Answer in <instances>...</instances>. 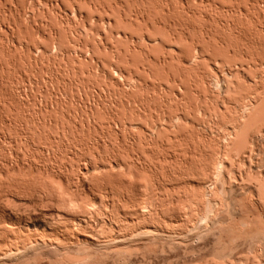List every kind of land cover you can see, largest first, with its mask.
Wrapping results in <instances>:
<instances>
[{
    "label": "rangeland",
    "instance_id": "1",
    "mask_svg": "<svg viewBox=\"0 0 264 264\" xmlns=\"http://www.w3.org/2000/svg\"><path fill=\"white\" fill-rule=\"evenodd\" d=\"M39 1H41L42 3H40ZM46 1L47 0H45V1H43V0H0V163H1L0 164V174L3 175V176L0 175V178L2 177L1 178V181L3 179H7V178H5V176H4L5 174H4L3 171H5L6 175H7V172H9V173L10 172L11 173L13 172L12 174L10 173L11 175H7V176H9V179L10 180L12 179L11 182H13V183H11L9 179H8L9 181L7 180V182H9L11 184V185L9 183L7 184V186L9 185L8 188L10 190L7 188L6 185H4V183H6V180H3L2 182H0V184H1L0 185V197L2 198V199H0V221L1 220L4 221V222L6 221L5 223L8 226L10 223L13 222L12 221L13 219L15 220L14 217L16 215L24 214V213H30L32 217L35 216L36 219H39L40 220L41 214L43 212L48 211L51 208L52 205L49 202H46V201H43V202L41 201L40 202V201L37 200L39 198L37 197L38 194L35 195L37 193V191H36V189H35L34 186L29 185V183H28V185H26L27 183L25 181H23L24 183H22V181H21L22 184H20L17 181V179L20 181V178H23V177L28 180V178L30 177L31 174H35L34 172H32L30 174L31 169H32V171H35L36 169H34V168H36V166H38V165L40 166L41 165L40 163H42L44 165L47 164L45 167L47 168V166H48L50 168V171L51 172L52 171H54V173L56 172L55 175L59 179H61V177H62V179H64V177H65V175L67 173V176L65 178V180H67L65 182V186H67L70 183L68 186H74V187H72V190H77V189L80 190V188H82L81 187L82 184H83V186L86 187L88 184L91 183L90 182V183L87 184L86 181H85L86 184L84 182L83 183L80 182V183H82L81 185L79 184L80 188H79V186L75 188V186H76L75 183L76 182L74 180L78 181L76 179V178H78V176H77L78 175V172H76V169L77 168L75 169V167L76 166H79V167H81V170H83V172L86 171L84 169V166H83V161L84 160L87 161V159H89L88 162H86V161H84V162L88 163V166H90V168H91L94 165L93 163L95 161L99 163L101 161V159H103V158H105V160L103 159L104 162L107 161V160H110L111 158L112 159L114 158L113 160L111 159L112 162H114V163H115V161H118V160H115V159H119V160L120 159H123V160H121V162H125V160H126L125 158H127V157H125V154L128 156V154L130 153V151L134 155H132L131 153L129 154V161H131L130 159L133 156H135L136 152H138V153L140 152L139 153L140 156L144 154V156H141L143 159H145V157H147V156L148 157H151L150 155H154L155 153H156L155 154L156 156L155 155L154 156L156 158H157V155H159V157H160L161 156V150H160V152H159V149L157 150L156 144L154 145V140H149V139H146V138H141V135L143 133L141 132V134L139 133L140 135H137L138 131H136L137 128L138 129L141 128L142 125H144V126H146V125L148 126L149 125L148 126V128H149L152 123L155 126H156V124H159V123H157L158 122L157 121L158 120L157 116L161 118V119H159L160 123L162 122L164 124V122L167 120V122H165V123H169V124L172 125V126L169 125V126H171L170 128H169V126H167L165 124L164 125H161L162 123L159 124L158 126L160 127V125H161L162 127H164V129L165 128H168L169 129V130L167 129V131H165L164 135L168 131H170V130H171V132H174L175 133V135L173 133L172 134H167V136L168 135L169 136L168 137L166 136V139H172V140L175 139L174 142L172 140H170V142L172 141L170 145H172V143L174 145V146H171V149H173V147H175V146L177 148H179V149L181 148L180 150H178V153L181 151V155H182V156L181 155H178L177 153L174 154L175 153L174 151L177 152V150H173L170 153L168 151H170L171 149L169 150L166 147L167 151L165 153L168 152L171 155L173 153V155H176L177 157L180 156V157H178V159L180 161H178V160L176 161L174 159L175 156H171L169 154V158L170 157L171 158L173 157L172 158L173 161L179 162V164L176 163V162H174V164L170 165L171 164L170 162H172L171 161L172 159L170 158V162L168 160L165 161V163L163 165L164 166V169L163 170L159 169L161 171H159V170L156 171L157 174H159L158 176L160 177V178L156 179V181L159 180V179H161V180H159L160 183H163L164 182L163 184H160L162 186H160V185H158V186L163 188L162 191L165 188L167 190H169L167 192L165 191L166 193L163 191L165 193V196L167 195V197L169 196V198H170V195L171 194H169L168 192L172 191L173 188H176V189L179 188L180 191L181 190L183 191L184 188L186 187V185H189V184H192L195 188L198 187V188L204 189V191H206L211 186V184H215V183L217 184L218 183L217 185L219 186L218 188H220V190L221 189L224 190L226 187H228V189L226 188L227 190L225 192L222 190L221 192H224V193L221 194L220 190L217 189V187L215 186L216 187L215 189L216 190H219V191H217V193L218 192L220 193V196L219 197H221V199H222V201L224 203L223 207L221 208L222 209L221 210L222 212L219 211V214L220 213H223L222 215L224 216V214H227L228 213L227 214V216H228L229 215V212L231 214L232 211L236 210V207H237V209H238V207L240 208V205H241V202L240 201L243 198H245V195L248 194L247 191H249V187L252 186L253 184H255L257 182L258 178H261V177L264 176V175H260L261 177L258 176V174H260L259 172H261V174L262 173L264 174V154H261V152H260V151H263L264 152V136H263L264 134H262V133H264V130L260 131V133H258L259 131H257L256 137L255 136L253 137L254 134H249L250 137L248 136L249 137L248 140L250 142V140L252 138L253 142L251 140V143L247 142V144L249 143L251 145V147H254V148L251 149L250 145L248 144L249 147H250V149L248 147V148H244L245 150H242V152L243 151L246 152L249 149V151H247L246 153L244 152L242 154V155L245 154L244 157L242 156L243 158L242 157L240 159L238 158L239 160L237 158L235 160L234 159H231L230 161L228 159V162H225L226 164L224 163V164H220L219 165V168L218 169H221V170H223L224 168L226 169V170H223L224 171V175H223V172L222 171L220 172L217 169L218 166L216 167L215 165H212V168L215 167L217 169V172L219 173L218 176L219 175H222V176H219L218 177L217 176L216 169H215V172L216 173L214 172V168H213V170H210V172H209V170L208 171L205 170L206 168L203 167L205 165L204 163H208L209 162L208 161L209 158L207 157L209 155H206V154L208 152H210V151L207 152V150L210 149L209 146L210 147L212 146L211 149L213 150L214 148L217 147L216 145L219 146V144H221L220 138H222L221 137L223 135L222 132H223V129L225 128L224 125L226 124V122H223V121L228 120L227 117H225V116H228L229 117L228 112H226L227 115H225L222 118V114H221L222 112H220V111H222V109H223L222 108L223 103L221 104V102H223L224 100H221V98H226L225 100L228 101V99H230V98L234 99L235 97H237L238 94L235 93L237 95L234 97V92L232 93V92H228V91L225 90L226 89L225 86H226L227 83L225 81H223V78H220V77H222L221 74H219V76L220 75L221 76L218 77L220 79H218L217 77L215 78V75L214 74H211L208 70H207L208 72L205 70L207 66L204 67V66L200 65L201 68L204 67L203 68L204 71L202 69V71L204 73L201 72L204 75L203 76L204 79L202 78V75H201V77H200V75L197 77L198 72L200 74L201 68L200 69L198 68L199 71H198V69H197V71H195L196 74L192 73L193 74L192 76L189 75V78L191 79V77H192L191 82L193 80L195 81V79H196V81L198 79H200L198 82H196V81H195V83H194V81L192 82V84H195L194 85L195 87H197L196 86V83H197V85H199L198 83L199 82L201 83V80L203 79L202 81L205 82V83L202 82V83L205 84V85L203 84L204 85L203 87H205L207 89V91H205L206 89L205 90H202L203 89L202 86H198L197 88L198 89L200 88L201 90L199 89V91L200 92L203 91V93H200L198 90L195 89V87H194V89L198 93L194 89L193 90L195 91V93H197L195 95H197L196 97H198L199 99H202L204 95H206L207 98H206V96H204L205 97L204 98L205 101L199 100L197 98L195 100L197 103L194 100H190L192 102L194 101L192 103V106H191L188 98L186 97L187 100H188V102H189V104L187 103V100L186 101L184 99L183 100L185 101L186 105H189L192 108L189 107V106L186 107V105L183 106L184 104L182 103L183 104L182 107H184L182 109L180 107L181 105H179V107H178V104H181V102L183 100L181 102L179 101L177 103L176 100H173L172 99L173 97H171V96H169L167 94V92L170 91V87H171L170 82L167 80L169 78V72H168V70H165L164 71L162 69V71H159V70H161V68H159V70H157L156 68H158V66H156V68H155V66L153 64H151V63H149V62H147L145 60L146 56L143 58L142 54L145 55V53H143L145 51H148V52L150 51V52L153 53V55L154 54L155 55L167 54V51H165V49L170 50L169 48H171L172 46H174L172 41H175L174 39H172V41H170V37H168V35L170 34L171 29L173 28V27H171L170 30H169V25H171V24L173 25L175 23L174 21H177L178 23L176 22L175 24H178V25H177V28H176V26H175V28H176V30L178 29V31H181L182 30L181 28L183 26H185V27L188 28L189 27V24L192 22L190 24V27H189L188 31H187V29L185 27H183V29L185 31H187V32L185 33V31L182 30L184 32V39L181 42L180 41L179 42L175 41L179 45L178 49L176 48L177 45H175L174 46L175 49H177L179 51V49L182 48L181 49L182 51H183V49L186 51L187 48L189 47V46H187V44L190 43V40H191V42L194 40L195 42L193 41L192 42V45H199L200 50H203V52L206 53V54L203 53L204 55L207 56L211 52L212 53V56H213V55H215L213 53L216 52L215 51V47L216 46H219L218 44L221 43V45L224 44L226 46L225 47L226 49L227 48L229 49V51H227V50H225L223 48L225 51L228 52V53L225 52L226 53L225 55H228L232 51L231 52L232 54L230 53V55H229L232 58V59H230L231 61H229V62H231V63H229V64H232L234 62H236V64H237V62L240 64L241 61H242V63H241L242 65L241 64L240 65L243 66V67L245 66L244 69H246L248 67V64H250L249 67L251 66L250 69L247 68L246 69L247 71H245V70L242 69L243 67L240 68V65L239 64H238L239 66L237 65L238 66V69L235 68V67H237L236 64L235 65L232 64L233 67L231 66V68H233L234 71H237V70L238 71H243V73L245 72L244 73L245 75L246 74L247 75L248 74H251L250 76H252V73L254 74V76L256 74H257L256 76H258V74L260 76L261 75L260 73H264V72H262L264 70V17L260 15L261 16V18H260L255 13H251V14H248V15L242 14V13H245V11H246V10H244L242 8V7L245 6V2H244L245 0L244 1L243 0H215L214 1L215 3H213L211 0H209V1L205 0L208 3L211 2V3L208 4V5L212 4L211 6L206 5L207 2H206V4L204 3L203 5H199L198 0H193V1H196V2H193L192 1L193 3H190L191 8L188 9V8H186L187 6L185 7L186 9H188L187 10L188 13H186V14H190L191 15V16L189 15V17L187 15L189 21L187 20L185 13L183 14V13H181L182 10L181 11L179 10L181 7H182L181 9H183V6H185V2L188 1V0H186V1L181 0L183 2L182 4L180 3L181 2L180 0H179L180 1L179 3H178V0H165V2L168 1L166 3L167 5H168V3H169V5H171V3L173 5H176L177 4V6H179L180 4L182 5V6L181 5L179 6L180 8L177 7L178 9L176 11L175 10L174 11L172 10L173 11L172 13L167 12L168 11V10H166L167 5H164L165 3H164L163 0H147V2H145L144 0H97V2L99 3L98 5H101V6L102 5L103 6L104 5H107L109 7L111 5V8H113L114 5H115L114 6L115 8L118 6L117 8H120L119 10H121V11H119L116 8L117 11H119V13H123V14H119V15H121V16L123 15L122 17L127 16L128 19H122V17L118 15V13H117V11H116L115 8L114 9L109 8L110 10L108 9V12H104L101 9H99V7H97V6L94 7V6L90 5L89 3H78L76 5L79 13H81V14H79V16L76 17V15H73V14L72 15L71 14L69 15V14H67V13H69L70 8H72V6H71V2L72 1H70V0H52V1L51 0H48V1H51V3L48 2V1L46 2ZM162 1H163V3H162ZM170 1H171V3H170ZM173 2H175V4ZM47 3L48 4L50 3V5L51 4H54L53 6H56L55 4H57L58 6L55 7L56 9L52 8V9H54L52 11L49 8V6L47 5ZM187 3L188 2H186V5H188ZM45 4L47 6H45ZM231 4H233V5H231ZM237 4L238 5L240 4L241 9H243V11H242V13L233 14L234 12L232 13L230 10L232 9V7L235 8ZM161 5H164L163 7H165V6L166 7L162 9ZM221 5L224 6L223 9H225V12H222L223 9H221L222 8ZM225 6H227V7H225ZM10 7L13 8V10H14L15 13H21L20 14L21 17H20L19 14H16V16H15V14H11L13 11H10L9 10V9H11ZM171 7H172V5H171ZM218 7H219V9H218ZM228 7H230L231 9L228 10ZM17 8L18 9L20 8L21 10L19 9L20 10L19 11ZM23 9H24V13H25L24 16L22 15L23 14L22 13L23 12ZM48 9H50V10H48ZM164 9H165V11H164ZM167 9H168V7H167ZM186 9H184L182 12H187ZM190 9H192V10L195 9L194 10L195 12H193V13L190 12V11H192ZM140 10L141 11H150L151 12L150 21L151 20L158 19L159 21L162 22L161 24H163L165 22L164 25H166L165 26L166 28H164V25H162L163 26V29L154 28V30H151V31L150 30L149 31L146 30L142 26V23L140 22V20H139V22L141 24H139L138 21H137L138 19L134 17L136 15V12L137 11L139 12ZM226 10H228V11H226ZM226 12H228V13H226ZM194 13H196L197 15L194 14ZM231 13L233 15H230ZM62 14H64V15H62ZM65 14H67L66 17L68 16L66 19H69L70 18L69 20H65L66 22L63 21V19H65L64 18L65 17ZM182 14L185 15V16H183ZM59 15H62L61 17L63 19H60ZM80 15H82V16H80ZM192 15L193 16L195 15L194 18L192 17ZM83 16L84 17H86V16L90 17L92 19V21H90V19L88 18L89 21H90V23H89L90 26L88 25V27H83V30H82V29H80V23H81V18ZM103 17H106V18H104V20L107 19V17H111L110 20H115L116 21V22H114L115 24H113V28L114 29L113 28H111V29L114 31L113 33L116 32V34H117V31H115V28H116V30H118V32L121 33L120 35L118 34L119 37L121 35H122L123 38H124V35L125 36H127V35H130V36L132 35L133 36L134 35V37H130L129 38V36H127L128 38L125 37V39H124V40L127 39L126 42L129 41V39H131V41L128 42L130 44V46L123 40L122 37L119 38L117 35H116L117 37L115 36V38L112 37V36L110 37L111 34L109 35V33H110L109 30L110 29L107 30L108 27L105 29V31H107V32L104 33V31H102L103 30V27H101V26H104V24L102 22L100 23L101 25L98 24L97 21L94 22V19L95 20H99V19H102L103 20ZM136 17H137V15H136ZM130 18H131V20H130ZM257 18H259L258 21H257ZM133 19H135V20L137 19L136 20L137 23H135V20H133ZM261 19H262V21H261ZM61 20H62V22H61ZM102 20H100V21H102ZM167 20L170 21V22L168 21L169 24L167 23ZM171 20H173L174 23L171 22ZM129 21H133L134 23L133 22H130V23H132V24H130ZM62 23H63V25H62ZM64 23H66V24L68 23V25L66 26ZM179 23H180V25L183 24L181 28L179 26ZM184 23H185V25H184ZM187 23H189V24H187ZM228 23H229V25H228ZM257 23H259V24L255 26V24H257ZM186 24L188 26H186ZM114 25H115V27H114ZM45 26H47V27H45ZM75 26H77V28H78V29L76 28L77 30H75ZM178 26H179L180 29L178 28ZM9 27H11V28H9ZM260 27L263 30L262 29H259ZM49 28L50 29L51 28L58 29L61 32V35H62V37L64 39H62L63 41H60L59 42L60 43L59 47H58V45H55L56 47L55 46L54 47H51L50 46L51 44H48V41L49 40H47V38H45V37L52 30V29L49 30ZM84 28H86V29H84ZM39 29H41L42 31L44 30L43 32L45 34L42 33V31H40ZM99 29L100 30L102 29L101 30L102 32L99 31ZM96 30H98L97 33H99L100 36H98L99 34H96L97 36L94 34V33H96ZM167 30L169 31L168 32L169 34L166 33ZM172 30H174V29H172ZM206 30L207 31L209 30V32L213 35V38L214 39L217 37V38L222 39L223 41H221L220 39H218V40H220V42H219L217 40V38L215 39L217 41H215V40L211 41L213 39V38H210V37H212V35L209 32L206 33ZM13 32H14V34H13ZM10 34L12 35L13 38L12 37L9 38L10 37ZM203 34L206 35V36L208 34L211 35L209 37L210 40L207 39L208 37L204 36ZM48 35H47V37H48ZM141 35L148 36V37L151 36L152 38H156L158 40V43L160 41L164 42V44L167 45V46L165 45V47H167V48H163L164 50L163 49L162 50H163V52L165 51L166 53L165 52L163 53L162 51H159V48L160 47L158 49L151 48V47L150 48L145 47L143 45V42H141V40H140V38L142 37ZM188 35H189V37H186ZM92 36L95 37L94 38V41H92L93 39L91 40V38H93ZM101 36H102V38H101ZM202 36H204V37H202ZM104 37H105L107 43L110 44V45H112L114 47V49H116L117 51L120 50V49L121 50H124L126 48L129 49V47L132 48L133 47V46H131L133 44L132 39L135 38V40L137 41L136 43L138 45L136 43H134V45L136 44L137 46H139L138 48H140V49H142L144 51L142 52V54L141 53H139V54H136V53L135 54H131V56L133 58L130 57L131 58V62L129 64L128 62L125 61L126 59L124 60L125 62L122 61V59H124L126 57L121 56L122 58L121 57L118 58V57H115L117 54L114 55L112 53L113 55L112 54L110 55V53L107 50H106V52H105V50L100 51L101 49H103L102 47H98V48L96 47L97 49L100 48L98 50L100 52H98L97 50H96V52H94V53H97V52L98 53L96 55L91 56V57H93V60H94V58L95 59H100V58H103L104 59V57H106L105 59H107L109 61L112 60L115 63V65H117L119 68H122V69H124V68H126V69H132L134 71L137 70V69L135 68V66L133 65V63H136V64L138 63L140 65L145 64V66L147 65L148 68H151L152 69L153 73H149L148 74V72L146 73V72L136 71L135 74H137V76H138V78L135 79L136 81L135 80L133 81V78L131 79L132 81L129 80L127 78L128 75L127 76H122V78L125 77V78H127L129 80L127 82V80L122 79L121 76L119 77L118 76L119 74L117 72H114L113 71L114 72V75H111L112 76L111 77L112 80H110L109 79L110 72H107V71L104 72V70L110 69V68H108L109 66L107 64H104L105 65V68H104V65H103L102 66V69H100L104 73L101 72L100 70H97L96 72H94L93 75H91V74L88 75V73L85 72L86 70H88V69L90 70L91 67H92L91 70H96V69H94L95 66H93V64H92V63H94V61H91V64L92 65H89L90 63H88V65L85 64L88 61L87 59L91 58L89 56L92 55L91 54L92 52L89 51V50L94 51L93 46H92V49L90 47V49L88 50V52H86V55L83 56L82 53L85 54V51H87V49H88V47L85 46L86 45L85 43H88L89 44L92 41V42H95V44H97V43L99 44V42H97V41H100L101 39H103L101 41H104ZM136 37H139V40L140 41ZM151 37H149V38H151ZM185 37L188 38V40L191 38L189 40V42H188L187 39H185ZM11 39H14V40H11ZM206 39H207V41H206ZM224 39L226 41H228V45H230L229 46L230 48L225 44L226 41L224 42ZM185 40H187V42ZM202 40L205 41L206 44H209L211 42L214 43V41L216 43H218V42L219 43L217 45L211 43L212 45H214V48H213L214 51H213L212 50V45L210 44L211 47H210V45L206 47V46H204L202 44V43H204V42H202ZM208 41H209V43H207ZM196 42H199V44H197ZM59 43H57V44H59ZM139 43H141V45ZM152 43H151L150 46L155 45V47L156 46L158 47V44L156 45L157 42L155 43V41H154L155 44L154 43L152 44ZM78 45H79V47H77ZM92 45H94V44L92 43ZM202 45H203L204 48H202ZM168 46H169V48H168ZM36 47L37 48L39 47L38 48L39 50L44 49L45 51L44 50H43V52L38 51L36 49ZM49 47H51L53 49L50 50ZM76 47L77 48H81V49L78 50ZM209 47H210V51L208 53ZM74 48H76L77 51ZM206 48H208V50H206ZM35 49H36V51H35ZM73 49L76 52H71V50L73 51ZM66 50L67 51L70 50L71 55H74V57H75V53H76V56H78V57L76 59H73L74 57L72 58V56L71 57H65V56H63L62 54L64 53V51L66 52ZM204 50H206V51H204ZM245 50H246V52H245ZM101 52H104V53H101ZM77 53L78 54L81 53L80 56H82V57L79 58L80 56ZM223 53L224 52L221 53V55H222L221 60L223 59V55H224ZM150 55L152 56V54H150ZM219 55H220V53H219ZM68 56H70V54ZM94 56H96L97 58L94 57ZM212 56H210V58ZM84 57L85 58L89 57V58H87L86 59L87 61H86L84 59ZM153 57L154 58H159L158 56L157 57L153 56ZM213 57L215 58L216 56H213ZM218 57H220V56H218V54H217V57L216 58L218 59ZM244 57H245V59H244ZM207 58H209V57H207ZM84 60L86 62H84ZM212 60H210V63H211ZM221 60L218 59V62L221 61ZM244 60H245V62H244ZM213 61H212V64H213ZM222 61H224V59ZM89 62H90V59H89ZM254 63H256V64H254ZM219 64H217V65H216V63L213 64V66L215 65L214 66V69L216 71L218 70V72H219L220 68L219 69H217V68L219 66H221ZM223 64L226 65L227 67L226 66L223 67V65H222L221 68H223V69L224 68H226V69L228 68L230 71H232L228 67L229 64H227V62H226V64H225V62H223ZM243 64H245V65H243ZM255 66H257V67H255ZM103 68H104V70H103ZM109 71H112V70L110 69ZM105 74H108V77H105V76H107ZM234 74H236V73L232 71V76L230 77V79L233 80V81H235V83L237 81L240 82V80H242V79H240L241 77H238L240 79L239 80V79L235 78ZM137 76H135V78ZM116 77H117V79H116ZM242 81L244 82V80H242ZM130 82H134V83L132 84ZM168 82H169V84H168ZM241 82H240V84H241ZM128 83H130V84H128ZM147 83H149V84L150 83L151 84L153 83V86L150 87L151 85H149V84L147 85ZM154 83H156V84H154ZM157 83L158 84H164V86L166 87L167 90L166 91L165 90H163V91L161 90L160 92H158L157 90H160V89L155 88L157 90L154 91L153 90L154 89L153 87L158 86ZM144 84H146V85L144 86ZM245 84H246V82H245ZM245 84L242 83V85L240 87L241 88V92L243 91L244 93H246L247 91H250V92H252L251 90L254 91V89L252 88V84H250V82L247 83V84H250V87H247ZM222 86H224V87H222ZM248 88L249 89L252 88V89L249 90ZM121 89H124L125 92L124 93L121 92L122 91ZM204 92H206V94H204ZM110 93H112L111 94V95H113L112 97H111ZM244 93H242V94H244ZM248 93H246V94H248ZM107 95H109V96L107 97ZM198 95L201 96V97H199ZM124 97H125V99H128V102H130L131 100L135 101V99L136 100L137 99L138 100L141 99V101H143V99H144V101H145V99H146V101L148 100L147 101L148 103L146 101L144 103L145 104H149V106L147 107V114L150 113L152 115L151 116L146 115V113L141 112V109L140 108H139V110L135 109L133 107V101L130 102V103H128L127 100H126V102H125ZM109 98H111V99H109ZM129 98H130V100H129ZM192 98H194V97H192ZM121 99H123V100H121ZM94 100H95V103H94ZM110 100H111L112 104L110 103ZM46 101L49 102V104L51 103L50 101H52L51 108L53 107L54 108L53 110H51L49 106H48L47 109L48 110L50 109L51 111H46L47 109L45 110L44 107H47V106H45V104L46 105H49V104H47ZM92 101H93L92 106L94 108L96 107V109H99V110L101 109V113H100L99 110H97L98 112L95 111L96 113H98V115L99 114L102 115V113H104V115H105L106 114L105 112H107L108 114L111 112L110 113L111 115H113V114L115 115V117H114V115L111 116L109 114V118H111L112 120H110L108 118V114H106L107 116L105 115L104 117L102 115V117H103L102 119H104L106 117L104 120H105V123L107 125H104V127H103V124L104 123H101L103 121L102 119H100L101 118L100 117L101 115H99V117H100L99 119L101 120V122L95 121V123L96 122L98 124L101 123L99 125H100V127H103L104 129H105L106 126H107L106 129L107 128L108 129H113L114 131L112 130V132H111V130L109 131L107 129L108 130L107 133L109 135L112 134L111 136H113V137H115V135L117 134L116 136H117L118 139H116V137H115L116 142H115L114 138L111 139V136H110V138H109V135H107V137H106V134H107L106 131L107 130H105V132L103 133V131L101 129H99V127H98L99 125H97V123L94 125L93 123L91 124L90 122L86 121V118L87 117L85 115H87L88 113H86V112H88L91 109V102ZM206 101H210V103L209 102L206 103ZM230 101H233L234 102L235 100H231L230 99ZM44 102H46V103L44 104ZM113 102L116 103L117 105H118V103L119 104L121 103L122 105L125 103L126 105L121 106V104H120L121 109H123L121 111L120 106L118 105L119 108H118V106H117V108L114 107V106H116V104L114 105ZM218 102H220V105H219ZM54 103L55 104L57 103L59 105V107L57 105H55ZM97 104H98L99 107L97 106ZM127 104H130V105H127ZM208 104H210V105L212 104V105L209 106ZM88 105H89V107H87ZM134 105H135V103H134ZM198 105L200 106V108H199ZM213 105L214 106H217L218 108L217 107L214 108ZM56 106L58 108H56ZM111 106H112V108H114L113 110H110V109H112V108H110ZM135 106L137 108V105H135ZM193 106L194 107L197 106V107L194 108ZM131 107H132V109L136 113L135 112L133 113V111L131 109L129 110V108H131ZM185 107L186 108H188V107L191 108L190 111L191 110L193 111L194 109L195 110H194V112L191 111L192 113L189 114L190 111L187 112L186 111L187 109ZM219 107L221 108L220 111H219ZM178 108H180V109H178ZM184 109H186V110H184ZM196 109H199V112ZM42 110H45L44 111V112H46L45 113L46 114L45 116L48 115L47 116L48 118H47L43 114V116L45 118H47V119H50L51 116L52 117L53 116H56L55 117V120L58 118L60 120L59 121L57 119L58 122L59 123L61 122V124H59V125H61L60 127H63L64 125L66 126L68 120H69V122H68V125L69 126L67 125V127H69V128L71 127L74 130H75V127H77L76 130H79L80 131V129L83 128V126L86 125L85 128L82 130V132L80 131L81 134L78 133L79 132L78 131L77 132L78 135L72 136L70 134V136L69 135H66V137L63 136L64 139L65 138L67 139V137H69V138L72 137L73 140L75 139L74 141H75L76 144H74V146H73L74 141L72 140V138L71 139L68 138L69 141H68V139L67 140L65 139V142H64L63 141L64 139L59 134L57 136H54V138H53V135L52 134H49V133H52L55 130V128H57L56 129L57 131L55 130L56 133H55V131L53 132L54 135L57 134L58 130H60L59 132H62V130H61V128L59 126H55L54 128L53 127H50V129L53 128L54 130H49V127L48 126H45L46 128L48 127L47 128L48 130L46 129L47 131L46 130L44 131L45 133H47L48 131H51V132H48V134H49V135H47L48 137L45 135L44 132H42L44 134L41 133L42 121H40V123H37L36 120L39 121V120H41L43 118V116H41L42 115ZM182 110H184V111L187 112V114H186L183 111L184 114L188 118L191 116L190 117L191 120L190 119H188V120L185 119L186 116L183 115ZM139 111L141 113H143V114L140 115L138 113ZM172 111H174V113L178 114L179 119L182 116H184V117L181 118L182 121L183 120L184 121L187 120L186 123L190 121L191 123H189V124L192 127H190L188 125V123H187V125L189 127H185V122L184 121L183 122H180L181 119L179 120L178 117L175 114H173V113L170 114V112H172ZM195 112H196V114H194ZM179 114L180 115L182 114V116H179ZM188 114H189V116H188ZM98 115H96V117ZM117 115L120 116L121 119H123V121L125 120V121H128V122L129 121L135 122L134 124H136V125L134 126V124H133L131 126L132 123H130V125H129V124H127L128 122H126L125 125L123 124L124 122L123 123L121 122L123 125H120L121 123L119 124V122H118L120 117L116 118ZM169 115H170L169 119L172 120V118H174L173 120H175V121L172 120L171 121L172 123L171 122H168L167 117L165 118V116H169ZM171 115H174V116L171 117ZM74 116L76 117L74 119L78 123L80 121H78L77 118H80L79 120H82L81 119V117H82L83 120H84V117H85V120L84 121L82 120V122L79 123L80 125H82L81 128L79 127L80 125L76 121H74V123L76 122L79 126L76 123L74 124L73 123V120H71V119H73ZM161 116H164V118H165V120L163 119L164 122L162 121V117ZM113 117H114V119L116 118V122L118 124H115L116 122L113 119ZM175 117H177V118L175 119ZM45 118H43L42 120H44ZM224 118H226V119L224 120ZM106 119H107V122H106ZM121 119H120V121H121ZM35 121H36V126L37 127H39L38 124H40V128H37V127L34 126L35 125ZM110 121L111 122L113 121L114 123L113 122L110 123ZM64 122H66V123L63 124ZM86 122H88V123L86 124ZM108 123L111 124V126ZM223 123H225V124H223ZM263 123H264V121H263ZM88 124H91V125L88 126ZM153 124L151 125V128H152V126H154ZM260 124L261 125H264L262 123H260ZM260 124L258 126H261ZM70 125H75V126H70ZM93 125L95 127L97 125V127L95 128ZM108 125H109V127H108ZM112 125L114 127L116 126V130L114 128H112L113 127ZM91 126L95 130L98 128L99 130H97V131H99V132L102 131L101 133H103L102 135L105 137V139H108L109 138L110 141L113 140L114 142L109 143L110 141L109 140H105L103 137H102V140H101V136H100L101 133H99V132H98L99 134H97V132H95L96 133V136L94 135L95 133H93V135H92L93 137L90 136L91 133L93 132V129H92ZM117 126H119V127H117ZM121 126L126 127V128H124V130L127 129L128 126H131V127H128V130H125V131L123 130V131H120V133H119V131L117 132V130H118V128L120 130V127ZM147 126L146 127H142L144 129L146 128L145 130H147V133H145V135L146 134H149L148 131L151 130L150 128H149L150 130L147 129ZM45 127L43 125V130L45 129ZM86 127H87V129H86ZM135 127H137V128H135ZM32 128H37V129H32ZM88 128L92 129V132H90V129L88 130ZM121 128L123 129V127H121ZM39 129H40V131H39ZM72 129H71V131H74ZM255 129H256V127L250 133L256 132ZM34 130H36V132ZM37 130L39 131L38 133H41V134L38 135L37 134ZM32 131L35 132V135H34V132H32ZM115 131H116V134L114 133ZM140 131H142V129L141 130L139 129V132ZM31 132H32L33 135L31 134ZM74 132H75V134H77L76 131H74ZM113 133L115 135H113ZM176 134L178 135L177 140L180 137V141H181V143H183L180 146H178V144H180L179 143L180 141L179 140L178 141L176 140V136H177ZM260 134L263 137L260 136ZM24 135H25V137L26 136L27 137L26 138L23 137ZM40 135L42 137L44 136V138L42 140L37 139V137H40ZM79 135H81V136H79ZM97 135H99V137ZM125 135L128 136V137L126 138ZM164 135H163V137H164ZM171 135L175 136V138H173V136H171ZM30 136H33L34 139H36V140H34L35 141V144H34L33 138L30 137ZM132 136L134 138H136V139H134ZM138 136H139L140 140L138 139ZM142 136L145 137L144 135H142ZM170 136L172 138H169ZM57 137L58 138L61 137L63 140L61 138L58 139ZM122 137H124L125 138V141H126L125 142L123 140L122 142H125L128 146H126L125 143H121ZM163 137H162V139H163ZM23 138H25V139H23ZM29 138H31L33 142H31V139H29ZM89 138H91V139H94L95 138L93 140L94 142L92 141L93 142L92 143ZM261 138H262V140H260ZM56 139L59 140V143H58V141H56ZM83 139H89V141L86 140V142H88V144L87 143H86V145H85V143L83 144V142H85V140H83ZM96 139H98V140H96ZM103 139H104V142H103ZM133 139L135 140V142H134ZM137 139L140 142H141L142 139H144L143 140L144 142L143 143H140V142H138ZM257 139H259L260 141L257 140ZM61 140H62V142H61ZM81 140H83V141H81ZM128 140H130L131 143H130V141L128 143ZM136 140H137L138 144L139 143L141 144V146H139V147H141V148L144 147V148L141 149V151L139 150L140 148L136 144ZM146 140H147V144L148 145L146 144V146H145ZM23 141H26V144L28 142V145H26L25 142H23ZM37 141H38V144H40V146H41L39 148H37V146H38L36 144ZM41 141L45 142L44 144L46 146H44V144ZM50 141L52 142V145H50L48 143ZM70 141H71V143L72 142L73 143L70 144ZM100 141H102V142H100ZM185 141H187V142H185ZM46 142L49 144V146H47L48 144H46ZM56 142H57L58 145L55 148V151L53 150V152H52V149L51 148H54V146H56ZM60 142L62 144H60ZM149 142H150V144H149ZM151 142H153V144ZM260 142H261V144H262L263 147L261 146V144L260 145L257 144V143H260ZM41 143L43 144L44 147L41 145ZM98 143H99V145H98ZM101 143H102V145L100 146ZM168 143L167 144L165 143L166 146H168ZM175 143H177V144H175ZM185 143L186 144L189 143V145H187L188 147H186V144ZM252 143H256L255 144L256 147L257 146L258 147L260 146L259 148L257 147L258 148V149H256L257 151L255 150L256 147ZM19 144L21 146L22 145H24V146L21 147V146H19ZM30 144H34L35 145V146L34 145L32 146L33 149H31ZM89 144H91V145L95 144V145H93L94 147H91V149L93 148V151L91 149H89L90 146H91ZM112 144H114V145L112 146ZM123 144L125 146H123ZM130 144L131 145L134 144V146H133L134 150L135 149L137 150L138 148L139 149L137 151L136 150L134 151V150L131 149L132 148V146H131V148H130L131 150H129L128 148H129V145ZM151 144H152V146H151ZM69 145L71 146V148H70ZM75 145H76V147H75ZM117 145H120V146H117ZM195 145L196 146L197 145L198 146L201 145L200 146L201 149L199 147H196V148H199V152H198V149H197V154L199 156L197 154H195L196 153V151H195L196 149H194L195 148ZM58 146H59V148H58ZM153 146H155V147H153ZM202 146H204L205 149H206V151L204 150V152H203V153L206 152L205 155L203 154V157L205 158V160L207 159V162L205 160H202V159H204L203 157L202 158L200 157V150L203 149ZM25 147H27V148H25ZM47 147H48V149H47L48 151L46 150ZM67 147H69L70 149L67 148ZM79 147H81L82 149H80ZM85 147H87L86 150H85ZM152 147L155 148L154 149L155 151L153 150ZM176 147L174 149H176ZM185 147L188 148V149H186ZM40 148H41V150L43 148V151L45 150L44 152H46V153H44L43 151L41 152ZM77 148H79V149H77ZM125 148H127L128 151ZM192 148L194 149L195 153H194V151H193ZM190 149H192V150H190ZM49 150H51L50 151L51 153L49 152ZM72 150H74V152ZM89 150H91V151L89 152ZM185 150L186 151L187 150L188 151L190 150L189 152L192 153L193 155L191 154V156H190L187 153L185 154V152H184ZM252 150H255V152L254 151L251 152ZM36 151L39 152V153L37 154ZM76 151H78V152H76ZM132 151H134V153ZM164 151H162V153H164ZM202 151H201V155H202ZM125 152H128V154L125 153ZM259 152H260V154H259ZM41 153L42 154L44 153V154L42 155ZM97 153L99 155H97ZM138 153H137V155H138ZM251 153H252V155H251ZM45 154L48 157H46ZM49 154H52L53 156L55 154V156L54 157L53 156L51 157V155H49ZM208 154H210V153H208ZM246 154L250 155L251 157L250 156L249 157H245ZM137 155L135 157H137ZM93 156H95V157L93 158ZM106 156H107V158H106ZM108 156H110V157H108ZM154 156H152V158H154V160H156V158ZM163 156H166V154L165 155L163 154L161 157L163 158ZM197 156L200 157V158H198ZM135 157H133V158L135 159ZM11 158L12 159L13 158L14 159L16 158V159L15 160L13 159L12 161H9V160H11ZM17 158H18V160H17ZM72 158L73 159H76L78 161L73 160ZM147 158H146V160H147ZM22 159H24L26 161L22 162L23 161ZM94 159H96V160L94 161ZM200 159L204 163H202ZM71 160H73V161H71ZM97 160H99V161H97ZM6 161L9 162V163H7ZM15 161L16 162L19 161V162L18 163H15ZM20 161L22 163H24L23 164L24 166L26 165L25 167L27 168L28 171L26 169H24L25 170V173L24 174H26L27 176L24 175L23 177H19V175H18L19 171H18L17 168H15V170L11 171V169H14L13 168L14 166H12V165L19 164V163H21ZM30 161L31 162L33 161L32 162L33 165H31V162ZM89 161H91V164H90ZM129 161L127 160V162H129ZM167 161H168V163H166ZM5 162L8 165H10V163L12 162L11 163L12 165L10 166L11 168L7 165V167H8V169H7L6 168V164L5 165L3 164ZM27 162H30V163H27ZM69 162H71V163H69ZM77 162L81 163V165H79V163L77 165ZM104 162H102L101 164H103ZM26 163L27 164H30V166L28 165V167H27V164ZM34 163H36V164H34ZM59 163H60V165H59ZM73 163H76V165L73 164ZM61 164L64 166L63 169H61L62 168V165ZM201 164H204V165H202V167H201ZM23 165H21V166H23ZM52 165L55 166V167L53 168ZM69 165L72 166V169L74 167L73 170H75V172H73V170H72L73 173H70V174L68 173V171L71 169V168H69ZM206 165H210V163L209 164H206ZM260 165H263V166H260ZM31 166H33V167L31 168ZM51 166H52V168H51ZM224 166H226V167H224ZM45 167L42 166L41 168H45ZM65 167L66 168L67 167L69 168V169L67 168L68 171L66 170L67 171L66 173L64 171ZM9 168H10V171H9ZM49 168H48V170H49ZM202 168H204V169H202ZM60 169L62 170L61 173L59 172ZM118 169L119 168H117L115 171L113 170V172H116ZM16 171H18V172H16ZM119 171L116 172V175L117 176L120 173ZM163 171L165 173H163ZM211 171L214 174V176H217L216 178L215 177L211 178L213 176V174L211 173ZM15 172L17 173L18 177L16 176V173ZM63 172H64V174H62ZM83 172L79 173V175H81V176L83 175L84 177L87 175L88 178H89V175H91L92 176V180H93V177L94 176H95L94 177L95 179L98 178V176H99V178L101 176V175H99V172H97V171L94 172V170H91L92 173L89 171L91 174L88 172V173H86L84 175ZM207 172L209 174L210 173L212 174V175H210L211 177L209 176V174ZM236 172H238V173H236ZM241 172H242V174L244 173L243 174L244 176L240 178V176H242L241 175ZM36 173H37V171H36ZM57 173H58V175H57ZM74 173H75V175H74ZM94 173H96V174L98 173V175H95ZM160 173H162V174H160ZM205 173L208 174V175H206ZM225 173H227V174H225ZM59 174L60 175L62 174L64 176H62V175L60 176ZM71 174H72V176H71ZM157 174H156V176H157ZM163 174H165V175H163ZM237 174H238V176H237ZM12 175H14V176H12ZM113 175H115V174L113 173ZM70 176L71 177H74L73 178L74 180L71 179ZM75 176H76V178H75ZM91 176H90V179H91ZM206 176H209L210 182L209 181L208 182L210 184L206 183L207 180L209 179V178L207 179ZM224 176L227 177V178L225 177L226 180L224 179ZM12 177H14V178H12ZM16 177H17V179H16ZM220 177L221 178L223 177L222 179L224 181H226V182H222V180H221ZM68 178H70V179H68ZM85 178L82 179V181L83 180H87V182L90 181V179H88V178L85 179ZM101 178H102V176H101ZM113 178H116V177H113ZM70 180H71V182H70ZM167 180H169V181H167ZM211 181L212 182L215 181V182L212 183ZM127 182L121 183V180L120 179L119 180L116 179V181H115V179H113L111 186H108V189H110L109 191L111 192V194L114 195L115 197L121 199V200L119 199V201H118V199L115 198L116 199V204L114 205V207L116 206L117 208L115 207V209H111L112 210L111 212H116V214H117V211H119L121 213V216L122 217H129V215L133 212L132 210L134 209V208H132L133 207V204H134V201H133V198H132V193L127 192L128 190L130 191V189H129L130 187L128 186L129 184ZM169 183H171V184H169ZM221 183H225L224 185H226V187L225 186H222L223 185L222 184L221 185L222 188H221L220 187V184ZM17 184L19 186L21 185V187H19ZM202 184H204V185H202ZM24 185H26L27 188H29L30 186L34 187V190H35L36 193H33L34 190H32L33 189L32 187H30L29 189H30V191L34 195L31 192H28L29 189L26 192L25 191L26 190V186L22 188V186H24ZM112 185H113V187H112ZM12 186H13V188H12ZM178 186H180V187H178ZM183 186H185V187L183 188ZM111 187L113 188V190H112ZM223 187H225V188H223ZM11 188L12 189H15V190H16V188L17 189L20 188V189H18L20 191L18 192V190H16L17 191L16 192L15 190H11ZM21 188H22L23 191L21 190ZM24 188H25V190H24ZM205 188H206V190H205ZM117 189H118V191H117ZM192 189H193V187H192ZM197 189H195V190H197ZM6 191L8 192V195H9V191H11L10 192V195L12 194L13 196L12 195L11 196H6V193H7ZM12 191H13V193H12ZM159 191L162 192L161 189ZM201 191H203V190H200L199 192L201 193ZM20 192H22V193H20ZM23 192H26L27 194H24ZM193 192H196V191H193ZM197 192H198V190H197ZM4 193H5V199L6 198H10L11 199L12 198L11 202L12 201H14V202L11 203L9 199H8L9 201H6L4 199V197H3L4 196ZM116 193H117V195H115ZM128 193H129V195H128ZM241 193H243V195H241ZM120 194L122 195V197H120L121 196ZM126 194L128 196H126ZM162 199H167V198H165L164 195H161V200ZM125 200H127L129 203L127 201H125ZM162 201H164V200H162ZM164 202H167V201L165 200ZM114 207H113V205H112V207L110 206V208H114ZM116 209H117V211H116ZM165 209H167V207ZM185 209H186L187 213L185 212ZM185 209H184L185 214L182 213V215H185V217H187V219L190 220L189 216H191V218H193V216L191 215L192 212L189 211V209H187V208H185ZM143 211H145V210H143ZM188 212H189L190 215L188 214ZM236 212L237 211H235V213ZM12 213H13V215H14V213H16L14 217H13ZM167 213H170V211H168ZM235 213H232V215L234 214V216H232L233 219H235V218L237 219L239 217L238 214H240V215L242 214V213H236V214ZM116 214L114 216V214L112 215V213H111L110 216L116 217V219L113 218V217H112V219L113 220L114 219L117 220V223L123 225L124 224L123 223V218L122 217H117ZM187 214L189 216H187ZM222 215H220V217ZM132 216L130 215V217H132ZM232 217L230 215L229 216L230 219L228 218V220H230L231 222L226 219L228 221L227 222L224 219V218H226V216H224V218H223L224 219V223L225 222L227 223V225H225L224 223H223V225H225L227 227H231L230 228L231 230L233 229L232 227L236 225V223H235V221H233ZM181 219L183 221H185L186 218L184 219V216H182ZM238 219H237V221H238ZM113 220H112V222H113ZM2 221H1V223L3 225H5ZM232 221L234 222L235 225H233V222ZM185 222H187V221H185ZM113 223H115V221ZM239 223H240V221H239ZM239 223H238V226H240V227H238L237 225H236V227L241 228L242 225H240ZM230 224H232L233 226H231ZM3 225L1 226L2 227V230L0 229L1 231H4L5 229H3V228H6L7 227V226L4 227ZM228 225H230V226H228ZM11 226H9V227H11ZM236 227H234V230H235ZM13 228H15V227H13ZM238 228H236V230ZM214 240L215 239H213L212 236L211 237L209 236V238L207 240L203 241V242H199L198 243V242L195 241L196 243L195 242L193 243L194 244L193 245L194 248L191 249V250H189L188 253H186V255H184V250L183 249H179V251H177L179 253L175 257L173 256V254H169V255H171V256L174 257V258H172V260H170L171 262L172 261L173 262L172 263L170 262V263L171 264H184V263L191 262V261L195 260V258H197L200 255L210 254L211 251L214 249V247L217 246V244L215 243ZM235 253L238 254V255H235L236 257L237 256H241V257L243 256V257H245L246 255H251V252L249 251V249H248V247L246 245H239V246H237V248L235 250ZM263 254H264V252H263ZM163 255L164 256H168V255H165V254H163ZM164 256L161 255L160 256L161 259H160L159 256H157V257L150 256V258L148 257L149 260L147 258L145 259L146 262L141 257H135L134 256L133 257V262H134V264H168L169 260H167V259L164 260L165 259ZM162 257H163V259H162ZM44 264H46V263H44Z\"/></svg>",
    "mask_w": 264,
    "mask_h": 264
},
{
    "label": "bare ground",
    "instance_id": "2",
    "mask_svg": "<svg viewBox=\"0 0 264 264\" xmlns=\"http://www.w3.org/2000/svg\"><path fill=\"white\" fill-rule=\"evenodd\" d=\"M43 1H45V0H43ZM48 1V0H47ZM46 1V2H47ZM52 1V0H51ZM51 1H48V2H50L51 3ZM70 1H72L71 2V6H72V8H70V10H69V13H67V14H73V15H76V17L77 16H79V14H81V13H79V11H78V9H77V7H76V5L78 4V3H89L90 5H92V6H97V7H99V9H101L102 11H104V12H108V9L109 8H111V5L108 7L107 5H98L99 3L97 2V0H70ZM97 3H96V2ZM145 2H147V0H144ZM143 1V2H144ZM164 1V5H167L166 3L168 2V1H166L165 2V0H163ZM163 1H162V3H163ZM181 1V0H180ZM179 0H178V3L180 2ZM184 1H186V0H184ZM193 0H188V1H186V2H188L187 4L188 5H186V2H185V6H183V9H181L179 6L183 3L182 1L180 2L181 4L179 5V6H177V4L176 5H173L172 3H171V1H170V3H171V5H172V7H171V5H169V3H168V5H167V7H168V9H167V7H166V10H168L167 12H169V13H172L174 10L176 11L178 8L177 7H179L180 9V11L182 10H184V9H186V8H191V6H190V3H193V2H196V1H193ZM207 1H209V0H207ZM207 1H205V0H198V2H199V5H203L204 3L206 4V2ZM213 3H215L214 1L215 0H211ZM244 1V0H243ZM40 3H42L41 1H39ZM45 2V3H46ZM245 2V8L244 7H242L244 10H246L245 11V13H242V11H243V9H241V6H240V4L238 5H236V7L235 8H233L231 5H233V4H231L230 6L232 7V9L230 8V7H228V10H230L233 14H238V13H242V14H245V15H248V14H251V13H255L258 17H260L261 18V16H263L264 17V0H245L244 1ZM50 3L48 4L47 3V5L49 6V8L53 11L54 9H56L55 7H57L58 5L57 4H55L56 6H53L54 4H51L50 5ZM57 3V2H56ZM73 3V4H72ZM174 4H175V2H173ZM209 3H211V2H209ZM208 2H207V4L206 5H208L209 4ZM236 4V3H235ZM46 4H45V6H47ZM60 5V4H59ZM164 5H161V7H162V9L163 8H165V7H163ZM212 4H210V5H208V6H211ZM215 5V4H214ZM107 6V7H106ZM115 6V5H114ZM113 6V8H111V9H114L115 7ZM182 6V5H181ZM187 6V7H186ZM218 6V5H217ZM222 6V5H221ZM235 6V5H234ZM118 7V6H117ZM116 7V8H117ZM186 7V8H185ZM223 7L224 6H222V8L221 9H223ZM225 7H227V6H225ZM11 8V7H10ZM52 8H54V9H52ZM115 8V9H116ZM212 8V7H211ZM215 8V7H214ZM217 8V7H216ZM15 9V8H14ZM18 9V8H17ZM20 9V8H19ZM18 9V10H19ZM50 9H48V10H50ZM118 10L120 9V8H117ZM117 9H116V11H117ZM188 9H186V11L188 10ZM218 9H219V7H218ZM220 9V10H221ZM10 11H13L14 12V10H13V8H11V9H9ZM16 10V9H15ZM21 10V9H20ZM19 10V11H20ZM65 10V9H64ZM110 10V9H109ZM173 10V11H172ZM190 10H192V9H190ZM189 10V11H190ZM195 10V9H194ZM194 10H192V11H190V12H195ZM228 10H226V11H228ZM9 11V12H10ZM119 11H121V10H119ZM119 11H117V13H118V15L119 14H123V13H119ZM164 11H165V9H164ZM181 11V13H185V15H186V18H187V20H188V17H189V15L190 14H186V13H188V11L187 12H182ZM222 11V10H221ZM11 13V14H15V16H16V14H21V13ZM22 12V11H21ZM189 12V13H190ZM222 12H225V9H223V11ZM23 14V16H24V9H23V12H22ZM197 13V12H196ZM196 13H194V14H196ZM226 13H228V12H226ZM225 13V14H226ZM230 13V12H229ZM230 14V15H233V14ZM67 14H65V19H63L61 16L62 15H64V14H62V15H59V17H60V19H63V21L64 22H66L65 20H69V19H66L67 17H66V15ZM182 14V15H183ZM241 14V15H242ZM136 15H137V17H136ZM136 15L134 16L135 18H137L136 20L138 21V23L139 24H141L142 23V26L146 29V30H154V28H158V29H163V26L162 25H164L165 24V22L163 23V24H161L162 22L161 21H159L158 19H155V20H151L150 21V16H151V12L150 11H137L136 12ZM185 15H183V16H185ZM187 15H188V17H187ZM197 15V14H196ZM229 15V16H230ZM261 15V16H260ZM80 16H82V15H80ZM119 16H121V15H119ZM123 16V15H122ZM121 16V17H122ZM191 16V15H190ZM195 16V15H194ZM194 16L192 15V17L194 18ZM20 17H21V15H20ZM19 17V18H20ZM58 17V18H59ZM79 18V17H78ZM81 18V17H80ZM90 19V21H92V19L90 18V17H88V16H86V17H82L81 18V23H80V29H82L83 30V27H88V25H89V23H90V21H89V19ZM102 18V17H101ZM104 18H106V17H103V20L102 19H99V20H95L94 19V22L95 21H97L98 22V24H100L101 22L104 24V26H101V27H103V30L102 31H104V33L105 32H107V31H105V29L108 27V29L107 30H109L110 31V33H109V35H110V37L112 36V37H114L115 38V36L117 35L118 37H119V35L121 34V33H119L118 32V30H116V28H115V31H117V34H116V32L115 33H113L114 31L111 29V28H113V24H115L114 22H116L115 20H110V18L111 17H107V19H105L104 20ZM192 18V19H193ZM122 19H128V17L127 16H124V17H122ZM258 19L259 18H257V21H258ZM263 19V18H262ZM262 19H261V21H262ZM100 20H102V21H100ZM130 20H131V18H130ZM133 20H135V19H133ZM135 20V23H137V21ZM139 20H140V22H139ZM100 21V22H99ZM126 21V20H125ZM169 20H167V23L169 24V22H168ZM189 21V20H188ZM191 21V20H190ZM61 22H62V20H61ZM68 22V21H67ZM128 22V21H127ZM130 22H133V21H129V23ZM171 22H173V20H171ZM175 23L177 22V21H174ZM173 22V23H174ZM134 23V22H133ZM171 24V25H169V30H170V28L171 27H173L172 29H174V30H172L171 29V31H170V34L168 33L169 31L167 30L166 31V33H168L169 35H168V37H170V41H172V39H174L175 41H177V42H181L183 39H184V32L182 31V30H184L183 29V27H185V26H183L182 27V25L183 24H181L180 25V23H179V26H180V28L182 29L181 31H178V29L176 30V28H177V25L178 24ZM178 23V22H177ZM192 23V22H191ZM190 23V24H191ZM261 23V22H260ZM61 24V23H60ZM66 26L68 25V23L66 24V23H64ZM82 24V25H81ZM130 24H132V23H130ZM187 24H189V23H187ZM186 24V26H188ZM190 24H189V27H190ZM259 23H257V24H255V26L256 25H258ZM62 25H63V23H62ZM101 25V24H100ZM184 25H185V23H184ZM228 25H229V23H228ZM12 26V25H11ZM90 26V25H89ZM106 26V27H105ZM166 25H164V28H166L165 27ZM175 26H176V28H175ZM179 26H178V28H179ZM260 26V25H259ZM45 27H47V26H45ZM64 27V26H63ZM79 27V26H78ZM82 27V28H81ZM105 27V28H104ZM114 27H115V25H114ZM168 27V26H167ZM189 27L187 28V27H185L186 29H187V31H188V29H189ZM258 27V26H257ZM9 28H11V27H9ZM54 28V27H53ZM53 28H49V30H51V32L50 33H48L47 35H48V37H47V35H46V37L45 38H47V40H49L48 41V44H51L50 46L51 47H54L55 45H58V47H59V45H60V41H63L62 39H64L63 37H62V35H61V32L58 30V29H53ZM77 28V26H75V30H77L76 29ZM179 28V29H180ZM84 29H86V28H84ZM114 29V28H113ZM191 29V28H190ZM259 29H262L261 27L259 28ZM12 30V29H11ZM40 31H42L41 29H39ZM100 29H99V31H101ZM166 30V29H165ZM263 30V29H262ZM13 31V30H12ZM44 31V30H43ZM42 31V33H44ZM101 31V32H102ZM108 31V32H109ZM185 31V30H184ZM187 31H185V33L187 32ZM39 32V31H38ZM77 32V31H76ZM98 32V30H96V33H94L95 35L96 34H99V33H97ZM209 32V30L207 31L206 30V33H208ZM41 33V32H40ZM41 33V34H42ZM205 33V32H204ZM210 33V32H209ZM12 34V33H11ZM10 34V37L9 38H11L12 37V35ZM13 34H14V32H13ZM45 34V33H44ZM43 34V35H44ZM119 34V35H118ZM211 34V33H210ZM103 35V34H102ZM127 35V34H126ZM204 35V34H203ZM209 35V34H208ZM206 36V35H204V36H206V37H208L207 39H209L210 40V38H213V35H212V37H210L211 35H209V36ZM97 36V35H96ZM98 36H100V34L98 35ZM116 36V37H117ZM127 36H129V38L130 37H134V35L132 36H130V35H127ZM127 36H125L124 35V38L122 37V35L120 36V37H122L123 38V40L125 39V37L126 38H128ZM142 36V37H141ZM140 37V40H141V42H143V45L145 46V47H147V48H155V49H158L159 47L161 48H159V51H162L163 52V48H167V47H165V45L166 44H164V42H162V41H160L159 43H158V40L156 39V38H152L151 36H149V37H151V38H149L148 36H143V35H141ZM204 36H202V37H204ZM93 38H91V40L92 41H94V36H92ZM119 37V38H120ZM186 37H189V35L188 36H186ZM185 37V39H187L188 40V38H186ZM210 37V38H209ZM13 38V37H12ZM101 38H102V36H101ZM121 38V39H122ZM138 40H139V37H136ZM217 38V37H216ZM215 38V39H216ZM118 39V38H117ZM120 39V40H121ZM191 39V38H190ZM189 39V40H190ZM203 39V38H202ZM205 39V38H204ZM207 39H206V41H207ZM214 38L211 40V41H213V40H215ZM218 39H220V38H217V40ZM228 39V38H227ZM11 40H14V39H11ZM90 40V41H91ZM101 40H103V39H101ZM97 41V42H99V44L97 43V44H95V42H90L89 44L88 43H85L86 45V47H88V49H87V51H85V54H83L82 53V55L84 56V55H86V52H88V50L90 49V47H91V49H92V46H93V49H94V51H92V50H89V51H91L92 53V55H90L89 57H91V56H93V55H96L98 52H100V51H102V50H105V52H106V50L110 53V55L113 53L114 55L115 54H117L115 57H118V58H120L121 56H124V57H126V58H124V59H122V61H124L125 59V61L126 62H128L129 64H130V62H131V58L130 57H132L131 56V54H139V53H141L142 54V52L144 51V50H142V49H140V48H138L139 46H137L138 44L136 43L137 41L135 40V38L134 39H132V42H133V44L131 45V46H133L132 48H130L129 46H130V44L128 43L129 41H131V39H129V41H127L126 42V40H124L129 46V49L128 48H126V49H124V50H116V49H114V47L112 46V45H110V44H108L107 43V41H106V39H105V37H104V41ZM139 40V41H140ZM187 40H185L186 42H187ZM189 40H188V42H189ZM193 40V39H192ZM217 40H215V41H217ZM221 41H223L222 39H220ZM220 40H218L219 42H220ZM106 41V42H105ZM138 41V42H139ZM154 41H155V43H156V45L158 44V47L156 46L155 47V45H153V46H150L151 45V43L153 42L154 43ZM175 41H172L173 42V45L175 46V45H177V49H178V47H179V45L177 44V42H175ZM194 41V40H193ZM192 41V42H193ZM214 41V43H212V44H218V43H216ZM226 40L224 39V42H225ZM13 42V41H12ZM131 42V43H132ZM164 44H162V43ZM192 42H191V40H190V43H186L187 44V46H189L188 48H187V50L185 51L184 49H183V51L181 50L182 48H180L179 49V51L177 50V49H175V47L174 46H172L171 48H169V46H168V48L170 49V50H167V49H165V51H167V54H163V55H153V53L152 52H148V51H145V52H143V53H145V55H143L142 54V56H143V58L146 56V58H145V60L147 61V62H149V63H151V64H153L154 66H155V68H156V66H158V68H156L157 70H159V68H161V70H159V71H162V69L165 71V70H168V72H169V78L167 79L169 82H170V85H171V87H170V91H168L167 92V94L169 95V96H171V97H173L172 99L173 100H176V102L178 103L179 101L181 102L183 99L186 101L187 100V98H188V100H189V102H190V105L192 106V103L198 98V97H196L197 95H195V94H197L198 92L196 91V90H198L199 91V89L197 88L198 86H202V90H205L206 88L205 87H203L205 84V82L204 81H202L203 79H204V75L201 73V72H203L204 71V67H206V71L208 70L211 74H214L215 75V78L217 77H220L221 75H222V77H220V78H223V81H225L227 84H226V91H228V92H234V97L238 94V96L237 97H235L234 99H232V98H230L231 100H235L234 102L233 101H230V99H228V101H226L225 99L226 98H221V100H224L223 102H221V104L223 103V105H222V111H220V107H219V111L220 112H222L221 114H222V118L225 116V115H227V113L226 112H228V115H229V117L228 116H225V117H227V119L228 120H226V121H223V122H226V124L225 123H223V124H225L224 125V129H223V132H222V138H220V140H221V144H219V146L218 145H216L217 147L216 148H214L213 150L211 149L212 148V146L210 147L209 146V148L211 149H208L207 150V152L208 151H210V152H208V153H210V154H206V152L205 153H203L204 152V150L206 151V149H205V147L204 146H202V150H200V157L202 158L203 157V154L205 155H209V156H207L208 158H209V162L208 163H204V162H202V160H205V158L204 159H200L201 160V162L202 163H204L205 165L206 164H209L210 163V165H204V164H201V167H202V165H204L203 167L204 168H206L205 170H209V172H210V170H213V168H214V172H215V167H213L212 168V165H215L216 167H217V169L219 168V165L220 164H224L225 162H228V159H229V161L231 160V159H240L242 156L244 157V155H242L245 151H243L242 152V150H245L244 148H248L249 147V143H251V140H252V138H251V140H250V142H249V134H254L253 135V137L255 136L256 137V133H257V131H259L258 133H260V131H262V130H264V125H261L260 123H262V124H264L263 123V121H264V73H260L261 75L259 76V74H258V76H254V74L252 73V76H250L251 74H244L243 73V71H238L237 69H238V66L242 63V61H241V63L239 64L238 62H237V64H236V62H234V63H232V64H236V66L237 67H235V68H237L236 70L238 71H234L233 70V68H231V66L233 67V65L232 64H229V63H231V62H229V61H231L230 59H232L229 55H230V53L232 52H230L228 55H225L226 53L225 52H227V51H229V49L227 48H225L226 46L224 45V44H222L221 45V43L220 44H218L219 46H216L215 47V53H213V54H215V55H213V56H216L217 57V54H218V56H220V57H218V59H220L221 60V58H222V55H221V53L222 52H224L223 54V59H224V61H219L218 62V59L215 57H213L212 56V53L210 52V56H212L211 58H210V56L209 55H204V54H206L205 52H203V50H200V47H199V45H192ZM195 42V41H194ZM202 42H204V43H202L204 46H209L211 43H209V41L207 42V43H209V44H206L205 43V41H203L202 40ZM223 42V43H224ZM227 42V43H226ZM225 42V44L229 47L230 45H228V41H226ZM57 43H59V44H57ZM62 43V42H61ZM92 43L94 44V45H92ZM134 43H136L135 45H134ZM152 43V44H153ZM154 43V44H155ZM197 44H199V42H196ZM140 45H141V43H139ZM194 44V43H193ZM211 44V45H212ZM142 45V46H143ZM192 45V46H191ZM203 45H202V48H204L203 47ZM211 45H210V47H211ZM82 46V45H81ZM80 46V47H81ZM167 46V45H166ZM51 47H49L50 48V50L51 49H53V48H51ZM56 47V46H55ZM57 47V48H58ZM77 47H79V45L77 46ZM76 47V48H77ZM84 47V46H83ZM95 47V48H94ZM98 47H102L103 49H101L100 51H98L99 49H97ZM141 47V46H140ZM174 47V48H173ZM192 47V48H191ZM210 47H209V50H208V48H206V50H208V53H209V51H210ZM39 48V47H38ZM37 47H36V49L38 50V51H41V52H43V50L44 49H42V50H39ZM56 48V49H57ZM76 48H74L75 50H76ZM84 48V49H85ZM213 48H214V45H212V50H213ZM225 50H227V51H225ZM230 48V47H229ZM36 49H35V51H36ZM74 49H73V51L71 50V52H76V51H74ZM78 50H80L81 48H77ZM85 49V50H86ZM128 49V50H127ZM163 49V50H162ZM241 49V48H240ZM96 50L98 51L97 53H94V52H96ZM146 50V49H145ZM206 50H204V51H206ZM211 50V51H212ZM223 50V51H222ZM231 50V49H230ZM45 51V50H44ZM117 51V52H116ZM182 51V52H181ZM214 51V50H213ZM212 51V52H213ZM221 51V52H220ZM185 52V53H184ZM245 52H246V50H245ZM90 53V52H89ZM94 53V54H93ZM101 53H104V52H101ZM166 53V52H165ZM204 53V54H203ZM219 53H220V55H219ZM228 53V52H227ZM70 54V56H68ZM78 54V53H77ZM80 54L81 53H79L78 55L80 56ZM112 54V55H113ZM150 54H152V56L150 55ZM232 54V53H231ZM248 54V53H247ZM63 56H65V57H71L72 56V58L74 57V55H71V53H70V50L69 51H67L66 50V52L64 51V53L62 54ZM153 56H155V57H159V58H154ZM162 56V57H161ZM225 56V57H224ZM249 56V55H248ZM78 56H76V53H75V57L73 58V59H76ZM82 56H80L79 58H81ZM86 57V56H85ZM84 57V59L86 60L87 58H89V57H87V58H85ZM94 57H96V56H94ZM207 57H209V58H207ZM230 57V58H229ZM92 58V59H91ZM91 58H89L90 59V62H89V59H87L86 61L84 60V62H86L85 64L86 65H88V63H90L89 65H92L93 64V66H95V68L94 69H96V70H91L92 69V67H91V69L89 70H86L85 72H87L88 73V75L89 74H91V75H93L94 74V72H96L97 70H100V69H102V66L104 65V64H107L109 67L108 68H110L112 71H109L110 69H106V70H104V68H105V65H104V68H103V70H104V72H110V77H109V79L110 80H112V76L111 75H114V72H117L118 74V76L120 77L121 76V78H122V76H127V78L129 79V80H131L132 78H133V81L135 80V79H137L138 78V76H137V74H135V72L136 71H141V72H148V74L149 73H153V71H152V69L151 68H148V66L146 65L145 66V64H142V65H140V64H136V63H133V65L135 66V68L137 69V70H132V69H126V68H124V69H122V68H119L117 65H115V63L111 60V61H109V60H107V59H105L106 57H104V59L103 58H100V59H95L94 58V60H93V57H91ZM97 58V57H96ZM122 58V57H121ZM133 58V57H132ZM228 60H226V59ZM214 61H213V60ZM243 59V58H242ZM244 59H245V57H244ZM144 60V59H143ZM144 60V61H145ZM210 60H212L213 61V64H215L216 63V65L217 64H219L220 62V64L219 65H221V66H219L217 69H219L220 68V70H219V72H218V70L216 71L215 69H214V66H213V64H212V61H211V63H210ZM83 61V60H82ZM91 61H94V63H92L91 64ZM124 61V62H125ZM134 62V61H133ZM223 62H225V64H226V62H227V64H229L228 65V67L233 71V72H235L236 74H234V76H235V78H237V79H239L238 77H241L240 79H242V80H244V82L242 81V80H240V82H241V84H240V82H236L235 83V81H233V80H231L230 79V77L232 76V71H230L228 68V70L226 69V68H221L222 67V65H223V67L224 66H226V65H224L223 64ZM244 62H245V60H244ZM202 63V64H201ZM204 63V64H203ZM250 63V62H249ZM95 64V65H94ZM148 64V63H147ZM206 64V65H205ZM247 64V63H246ZM253 64V63H252ZM254 64H256V63H254ZM200 65H202V66H204L203 68H201L200 67ZM242 65V64H241ZM240 65V68H242L243 66H241ZM243 65H245V64H243ZM249 65L250 64H248V67L247 68H249L250 69V67H249ZM153 66V67H154ZM263 66V65H262ZM261 66V67H262ZM227 67V66H226ZM255 67H257V66H255ZM200 69L201 68V71H200V74H199V72H198V74H197V77L200 75V77H201V75H202V80H201V83L199 82L198 84L199 85H197V83H196V86L197 87H195L194 85L195 84H192V82L194 81H192L191 82V80H192V77H191V79L189 78V75L190 76H192L193 74L192 73H194V74H196V72L195 71H197V69ZM208 68V69H207ZM234 68V69H235ZM245 68V66L242 68L243 70H245V71H247L246 69H244ZM199 69H198V71H199ZM202 69H203V71H202ZM101 72H103L102 70H100ZM114 71V72H113ZM207 71V72H208ZM103 72V73H104ZM113 72V73H112ZM258 72V71H257ZM262 72H264V70L262 71ZM102 73V74H103ZM204 73V72H203ZM167 74V73H166ZM219 74H221L220 76H219ZM80 75V74H79ZM87 75V74H86ZM105 75H107V76H105V77H108V74H105ZM135 76H137L136 78H135ZM168 76V75H167ZM195 76V75H194ZM196 77V76H195ZM194 77V78H195ZM114 78V77H113ZM127 78H122V79H125V80H127V82L129 81ZM167 78V77H166ZM220 78H218V79H220ZM116 79H117V77H116ZM198 79V78H197ZM217 79V80H218ZM115 80V79H114ZM139 80V79H138ZM200 79H198L197 81H196V79H195V81L196 82H198ZM132 81V80H131ZM136 81V80H135ZM195 81H194V83H195ZM125 82V81H124ZM169 82H168V84H169ZM202 82H204V83H202ZM245 82H246V84H245ZM248 82H250V84H252V88L254 89V91L253 90H251L252 92H250V91H247L246 93H248V94H246V93H244L243 91L241 92V85H242V83L243 84H245L247 87H250V84H247ZM130 83H134V82H130ZM130 83H128V84H130ZM127 84V83H126ZM149 83H147V85H148ZM154 84H156V83H154ZM204 84V85H203ZM146 84H144V86H145ZM149 85H151L150 87H152L153 86V83L151 84H149ZM157 85L158 86H156V87H153L154 89V91H156L157 89H160V90H157L158 92H160L161 90L163 91V90H167L166 89V87L164 86V84H158L157 83ZM240 85V86H239ZM244 85V86H245ZM129 86V85H128ZM133 86V85H132ZM149 87V86H148ZM194 87H195V89H194ZM222 87H224V86H222ZM240 89H239V88ZM147 88V87H146ZM155 88H157V89H155ZM252 88H250V89H252ZM197 92V93H195V91ZM249 89V88H248ZM249 89V90H250ZM64 90V89H63ZM62 90V91H63ZM122 91L121 92H125V90L124 89H121ZM124 90V91H123ZM201 90V89H200ZM240 90V91H239ZM205 91H207V89L205 90ZM200 92V91H199ZM200 93H203V91H201ZM235 93H237V94H235ZM242 93H244V94H242ZM112 93H110V95H111ZM121 94V93H120ZM204 94H206V92H204ZM203 94V95H204ZM200 95V94H199ZM198 95V96H199ZM109 95H107V97H108ZM113 95H111V97H112ZM204 96H206V95H204ZM203 96V98L202 99H199V100H203V101H205V97ZM187 97V98H186ZM192 97H194V98H192ZM199 97H201V96H199ZM127 98V97H126ZM206 98H207V96H206ZM109 99H111V98H109ZM124 99H125V97H124ZM113 100V99H112ZM121 100H123V99H121ZM120 100V101H121ZM126 100H127V102H128V99H125V102H126ZM129 100H130V98H129ZM183 100V101H184ZM188 100H187V103L189 104V102H188ZM190 100H194L193 102L192 101H190ZM207 100V99H206ZM119 101V102H120ZM133 100H131L130 102H132ZM145 101H146V99H145ZM144 99H143V101H141V99L140 100H136L135 99V101H133V107L135 108V109H137V110H139V108L141 109V112H143V113H146V115H149V116H151L152 114H147V107L149 106V104H145L144 102ZM148 101V100H147ZM146 101V102H147ZM181 102V104H178V107H179V105H181L180 107L183 109L184 107H182V105L183 106H185L186 105V103H185V101L184 102ZM47 102V101H46ZM46 102H44V104L46 103ZM51 103H52V101H50ZM54 102V101H53ZM116 102V101H115ZM123 102V101H122ZM130 102H128V103H130ZM196 102V101H195ZM199 102V101H198ZM207 102H209L210 103V101H206V103ZM49 104V102H47V104H49V105H46L45 104V106H47V107H44L45 108V110L48 108V106L50 107V109L51 110H53L54 108L52 107L51 108V105L52 104ZM58 103V102H57ZM55 104V105H57L58 107H59V105L58 104ZM94 103H95V100H94ZM110 103L112 104V102H111V100H110ZM114 103V102H113ZM118 103V102H117ZM134 103H135V105H137V108H136V106L134 105ZM148 103V102H147ZM176 103V104H177ZM183 103V104H182ZM197 103V102H196ZM219 103V105H220V102H218ZM53 104V105H54ZM92 104H93V101L91 102V109L88 111V112H86V113H88L87 115H85L87 118H86V121H88V122H90L91 124L93 123L94 125L97 123H95V121H98V122H101V120L100 119H102L106 114H108L107 112H105L106 114L104 115V113H102V115H103V117H102V115L101 114H99V115H101L100 117H99V115H98V113H96L95 111H97V110H99V109H96V107L94 108L93 106H92ZM99 104V103H98ZM98 104H97V106H98ZM116 103H114V105H115ZM121 104V103H120ZM120 104L118 103V105L120 106ZM195 104V103H194ZM54 105V106H55ZM117 104H116V106H114V107H116L117 108V106H118ZM124 105H126L125 103L122 105L121 104V106H124ZM127 105H130V104H127ZM197 105V104H196ZM209 106H211L210 104H208ZM217 105V104H216ZM218 105V106H219ZM44 106V105H43ZM56 106V108H58ZM119 106H118V108H119ZM121 106H120V109H121ZM132 106V105H131ZM187 106H189V105H186V107ZM191 106H189V107H191ZM199 106V105H198ZM87 107H89V105L87 106ZM99 107V106H98ZM127 107V106H126ZM185 107V108H186ZM188 107V108H189ZM194 107V106H193ZM195 107H197V106H195ZM194 107V108H195ZM213 107L214 108H216L217 106H214L213 105ZM43 108V107H42ZM43 108V109H44ZM110 108H112V106L110 107ZM123 108V107H122ZM186 108V109H184V110H186L187 112L188 111H190V109L192 108ZM199 108H200V106H199ZM218 108V107H217ZM46 110V111H51V110ZM114 108H112V109H110V110H113ZM132 110L133 111V113L135 112L133 109H132V107L131 108H129V110ZM178 109H180V108H178ZM177 109V110H178ZM45 110H42V115L41 116H43V114H44V116L46 115L45 113L46 112H44ZM123 109H121V111H122ZM136 110V111H137ZM184 110H182V112L184 111ZM195 110V109H194ZM194 110L192 111V112H194ZM196 110H198V112H199V109H196ZM87 111V110H86ZM100 111V113H101V109L99 110ZM186 111H184L186 114H187V112ZM189 112V114H191L192 112ZM217 111V110H216ZM44 112V113H43ZM98 112V111H97ZM140 111L138 112L140 115H142L143 113H141ZM177 112V111H176ZM184 112H183V115L184 116H186L185 114H184ZM197 112V111H196ZM196 112L194 113V114H196ZM230 112V113H229ZM111 113V112H110ZM109 113V114H110ZM113 113V112H112ZM132 113V112H131ZM136 113V112H135ZM171 113H173V114H175L177 117H178V114H176V113H174V111H172V112H170V114ZM98 115L97 117H96V115ZM109 114H108V118H109ZM116 114V113H115ZM189 114H188V116H189ZM111 115V114H110ZM114 115V114H113ZM113 115H111V116H113ZM43 116V118H45V117H47V116H45L44 117ZM84 116V115H83ZM107 116V115H106ZM110 116V117H111ZM172 116H174V115H171V117ZM179 116H182V114L180 115L179 114ZM184 116H182V117H184ZM40 117V116H39ZM50 117V116H49ZM52 117V116H51ZM50 117V119H47V118H45L44 120H36L37 121V123H40V121H42V129H41V133L42 132H44L48 127H49V130H54L53 128L55 127V126H61V125H59V124H61V122L59 123L58 122V120L56 119L55 120V117L56 116H53L52 118ZM78 117V116H77ZM114 117H115V115H114ZM114 117H113V119H114ZM118 117H120V116H118L117 115V117L116 118H118ZM162 117V121H163V119L165 120V118L167 117V119H168V122H171L174 118H172V120L171 119H169V117H170V115L169 116H165V118H164V116H161ZM177 117H175V119L177 118ZM181 117V118H182ZM187 117V116H186ZM185 117V119H190L191 120V116L188 118H186ZM74 118H76L75 116L73 117V119H71V120H73V123H74V121H76ZM100 118V119H99ZM106 118V117H105ZM104 118V119H105ZM116 118L114 119L115 120V122H116ZM157 118H158V122L157 123H159V124H161L160 123V121H159V119H161L160 117H158L157 116ZM180 118V119H181ZM40 119V118H39ZM54 119V120H53ZM78 119V121H80V122H82V120H83V118L81 117V119L82 120H79L80 118H77ZM97 119V120H96ZM104 119H102L103 121L101 122V123H104L103 124V127H104V125H107L106 123H105V120ZM110 120H112L111 118H109ZM120 119H121V117L119 118V124L122 122H124L123 124L125 125V123L126 122H128V121H123V119H121V121H120ZM178 119H179V117H178ZM179 119V120H180ZM184 119V118H183ZM226 118H224V120H225ZM84 120H85V117H84ZM83 120V121H84ZM170 120V121H169ZM186 120V121H187ZM36 121H35V127H37L36 126ZM60 121V120H59ZM173 121H175V120H173ZM178 121V120H177ZM184 121V120H183ZM182 121V119H181V121L180 122H183ZM186 121H184L185 122V127H189L190 126V124L189 123H191L190 121L189 122H187L188 123V125H187V123H186ZM67 122V121H66ZM66 122H64L63 124H65ZM68 122H69V120H68ZM68 122H67V125H68ZM77 122V121H76ZM75 122V123H76ZM79 122V123H80ZM88 122H86V124L88 123ZM106 122H107V119H106ZM113 122V121H112ZM111 121H110V123H112ZM164 122V121H163ZM165 122H167V120L165 121ZM164 122V124L165 125H167V126H169V125H171V124H169V123H165ZM74 123V124H75ZM78 123V122H77ZM76 123V124H77ZM78 123V124H79ZM101 123H99V124H101ZM114 123V122H113ZM120 124V125H123V124ZM130 123H132L131 124V126L135 123V122H131V121H129L127 124H129L130 125ZM172 123V122H171ZM177 123V122H176ZM62 124V125H63ZM72 124V123H71ZM77 124V125H78ZM83 124V123H82ZM91 124H88V126L89 125H91ZM98 123H97V125H99ZM109 124V123H108ZM115 124H118L117 122L115 123ZM153 124V123H152ZM151 124V125H152ZM159 124H156V126L154 125V126H152V128H151V125H150V129L148 128V126H147V129H149L150 131H148L149 132V134H146L145 135V133H147V130H145L144 128H142V127H146V126H144V125H142V127L141 128H139L140 130L142 129V131H140L139 132V129L137 128V127H135V128H137V130L136 131H138V133H137V135H140L141 134V132L143 133L142 135H144L145 137H143L142 135H141V138H146V139H149V140H154V145L156 144V147H157V150L159 149V152H160V150H161V156L164 154H166V156H163V158L160 156L159 157V155H157V158L155 157L156 155V153L154 154V155H150L151 157H145V159H143L141 156H144V154L143 155H139V153L138 152H136V154H135V156L137 155V153H138V155H137V157H135V156H133V157H135V159L133 158H131L130 160L131 161H129V154L131 153V151H130V153L128 154V152H125V153H127L128 154V156L125 154V157H127V158H125L124 160H125V162H121V160H123V159H115V160H118V161H115V163L114 162H112V160L114 159H110V160H107V161H103V159L105 160V158H103V159H101V161L98 163V162H96L95 160L96 159H94V165L90 168V166H88V163H86V162H88V160L89 159H87V161L86 160H84V161H86V162H84L82 159V161H83V166H84V169L86 170V171H84L83 172V170H81V167H79V166H76L75 167V169H76V172H78V178H76V176H75V178L79 181H76V180H74L73 178L74 177H71L72 176V174H71V176H70V178L71 179H73L75 182V184H76V186H75V188L76 187H78L79 186V184L81 185L83 182L85 183V181H86V183L88 184V183H90V184H88L86 187L85 186H83V184L81 185V187L82 188H80V186H79V188H80V190H72V187H74V186H65V182L67 181V180H65V178H66V176H67V168L65 167V169H64V171H65V173H66V175H65V177H64V179H62V177H61V179H59V178H57L56 177V175H55V173H54V171H50V168L47 166V168L45 167L46 165H44V164H42V163H40L41 165V167L42 166H44L45 168H41L39 165V167L38 166H36V168H34V169H36L35 171H32V169H31V172H30V174L32 173V172H34L35 174H31L30 175V177L32 178H30L29 176V178H28V180L27 179H25L23 176L24 175H26V174H24L25 173V170L24 169H26L27 170V168L23 165L24 163H22V162H24V161H26V160H24V159H22L23 161L21 162V163H19V164H14V165H12L11 163H10V165H8V164H6V162L8 161H6L5 163H3L4 165L6 164V168L8 169V167H7V165L10 167L11 165L12 166H14L13 168L14 169H11V171H13V170H15V168H17L18 169V171H19V173H18V175H19V177H23V178H20V181L17 179V177H18V175H17V173L16 172H18V171H16L15 173H16V179H17V181L20 183V184H22V183H24L23 181H25L27 184L26 185H28V183H29V185H32V186H34L35 187V189H36V191H37V193L35 192V190H34V187H32V186H30V187H32L33 189L32 190H34V192L33 193H36L35 195H37L38 194V198L40 199H37L38 201H46V202H49L52 206H51V208L48 210V211H46V212H43L42 214H41V218H40V220L39 219H36L35 218V216L34 217H32L31 216V214L30 213H24V214H19V215H16L15 216V214L16 213H14V215H13V213H12V215H13V217L15 218V220L13 219L12 221V223H10L13 227H15V228H13L10 224L7 226L6 225V221L4 222V221H2L5 225H3L2 223H1V221H0V223L4 226V227H6V228H3V229H5L4 231H1L2 230V225L0 226V231L2 232H0V264H44V263H46V264H134V262H133V257L135 256V257H141L143 260H145L146 258L149 260V258H150V256H154V257H157V256H164L163 254H165V255H168V256H164V260H169V262H168V264H171L172 262L170 261V260H172V258H174L179 252H177V251H179V249H183L184 250V255H186V253H188V251L189 250H191V249H193L194 248V242L196 241V242H203V241H205V240H207L208 238H209V236L211 237H213V239H215L214 241H215V243L217 244V246H215L214 247V249L211 251V253L210 254H207V255H200V256H198L197 258H195V260H193V261H191V262H187V263H184V264H264V254H263V252H264V176L263 177H261L260 175H264L263 173L261 174V172H259L260 174H258V176H260L261 178H258V180H257V182L255 183V184H253L252 186H250L249 187V191H247L248 192V194L247 195H245V198H241L242 200L240 201L241 202V205H240V208L238 207V209H237V207H236V210H234V211H232V213H235V211H237L236 213H242L241 215L240 214H238L239 215V219H238V221H237V219L235 220V219H233V217L232 216H234V214L232 215V213L230 214V212H229V215L227 216V214H224V216H226V218H224V216L222 215L223 213H220L219 214V211H221L222 209V207H223V205H224V203H223V201H222V199H221V197H219L220 196V193L218 192L217 193V191H219L220 190V188H218L219 186L216 184H211V186L206 190V188H205V190L206 191H204V189H201V188H195L192 184H189V185H186V187L185 186H183V188H184V190L181 192L180 191V189L178 188V189H176V188H173V190L172 191H170V192H168L169 194H171L170 195V198H169V196L167 197V195L165 196V193L167 192V191H169V190H167L166 188L162 191V187H159L158 185H160V184H163V183H160V181L159 180H161V179H159V180H157L156 181V179H158V178H160L158 175L159 174H157V170H159V169H161V170H163L164 169V163H165V161L166 160H168L169 162H170V158H169V154L173 151V150H177V152L176 151H174L175 153L174 154H178V155H181V151L178 153V150H180L179 148H177L176 146V149H174L175 147H173V149H171V146H174L173 145V143H172V145H170L171 144V142L173 141L174 142V140L175 139H166V136H167V134H174L175 135V133L174 132H171V130L170 131H168L165 135H164V133H165V131H167V129L168 128H165L164 129V127H162L161 125H164L163 123L160 125V127L158 126ZM261 125V126H258V125ZM39 125V127H37V128H40V124H38ZM43 125H44V127L45 126H48L47 128L45 127V129L43 130ZM67 125L64 127H60L61 128V130H62V132H59L60 130H58V132H57V134L56 135H54V131L57 129V128H55V130L52 132V133H49V134H52L53 135V138H54V136H57L58 134L60 135V136H62V138H63V136H65L66 137V135H69L70 136V134L72 135V136H74V135H78V133H80L81 134V132H82V130L85 128V126H83V128H81V126L82 125H78L81 129H80V131L79 130H76L77 129V127H75V130L74 129H72L71 127V129L72 130H74V131H76V133L77 134H75V132L74 131H71V129L69 128V127H67ZM93 125V126H94ZM97 125H96V127H97ZM110 126H111V124H109ZM109 125H108V127H109ZM119 125V126H120ZM136 124H134V126H135ZM192 125V124H191ZM69 126V125H68ZM70 126H75V125H70ZM87 126V127H88ZM102 126V125H101ZM113 126V125H112ZM119 126H117V127H119ZM127 126V125H126ZM131 126H128V127H131ZM138 126V125H137ZM166 126V127H167ZM172 126V125H171ZM171 126H169V128L171 127ZM50 127H53L52 129H50ZM87 127H86V129H87ZM92 127V126H91ZM90 127V128H91ZM95 127V126H94ZM95 127V128H96ZM99 127V129H101L102 131H103V133L105 132V130H107L106 129V127H105V129L103 128V127H100V125L98 126ZM121 127H123V129L121 128ZM120 127V130H119V128H118V130H117V132L119 131V133H120V131H123L124 130V128H126V127H124V126H121ZM128 127H127V129H125V130H128ZM190 127H192V126H190ZM256 127V132H254V133H250V132H252L253 131V129ZM37 128H32V129H37ZM59 128V129H60ZM74 128V127H73ZM90 128H88V130L90 129ZM112 128H114L115 130H116V126L114 127H112ZM133 128V127H132ZM79 129V128H78ZM92 129H93V127H92ZM92 129H90V132H92ZM98 128L95 130V129H93V132L91 133V135L90 136H92L93 135V133H95V132H97V134H99V133H101V132H99V131H97V130H99ZM104 129V130H103ZM48 130V129H47ZM46 130V131H47ZM109 131L111 130V132H112V130L113 129H108ZM108 130L106 131V133L108 132ZM124 130V131H125ZM169 130V129H168ZM35 132H36V130H34ZM34 131H32V132H34ZM39 131H40V129H39ZM38 130H37V134L39 135V134H41V133H38L39 132ZM57 131V130H56ZM56 131H55V133H56ZM114 131V130H113ZM32 132H31V134H32ZM35 132H34V135H35ZM48 132H51V131H48ZM48 132L47 133H45V135L47 136V135H49L48 134ZM99 132V133H98ZM110 132V133H111ZM44 133H42V134H44ZM103 133H101L100 134V136H101V140H102V137L105 139V137L102 135ZM115 134H116V131L114 132ZM113 133V135H115ZM140 133V134H139ZM36 134V135H37ZM262 134H264V133H262ZM33 135V134H32ZM37 135V136H38ZM51 135V136H52ZM95 136H96V133L94 134ZM107 135H109L108 133L106 134V137H107ZM112 135V134H111ZM111 135H109V138H110V136ZM117 135V134H116ZM115 135V137H116V139H118L117 138V136ZM149 137H148V136ZM163 135H164V137H163ZM177 135V134H176ZM36 136V137H37ZM79 136H81V135H79ZM94 136V137H95ZM98 137H99V135H97ZM126 136V135H125ZM124 136V137H125ZM134 136V135H133ZM132 136V137H133ZM169 136V135H168ZM167 136V137H168ZM171 136H173V135H171ZM169 137V138H172V137ZM180 136V135H179ZM249 136V137H248ZM260 136H262L261 134H260ZM264 136V135H263ZM262 136V137H263ZM22 137V136H21ZM23 137H25V135L23 136ZM27 137V136H26ZM25 137V138H26ZM30 137H32L33 138V141L34 140H36V139H34V137L33 136H30ZM48 137V136H47ZM89 137V136H88ZM93 137V136H92ZM91 137V138H92ZM115 137H113V136H111V139L112 138H114V140H115V142H116V139H115ZM124 137H122V140H121V143H125L126 141H125V138ZM128 136H126V138H127ZM162 137H163V139L165 140H163L162 139ZM177 137H178V135L176 136V140H177ZM191 137V136H190ZM252 137V136H251ZM25 138H23V139H25ZM41 138V139H40ZM44 138V136L42 137L41 135H40V137H37V139H39V140H42ZM46 138V137H45ZM50 138V137H49ZM48 138V139H49ZM58 138V137H57ZM61 137H59L58 139H60ZM61 138V139H62ZM69 137H67V139H68ZM72 137H70L69 139H71ZM78 138V137H77ZM91 138H89L90 139V141L92 142L94 139H91ZM105 139V140H109L110 141V139ZM124 138V139H123ZM134 138V137H133ZM173 138H175V136H173ZM260 138V137H259ZM21 139V138H20ZM29 139H31V138H29ZM52 139V138H51ZM64 139V138H63ZM62 139V140H63ZM66 139V138H65ZM65 139L63 140L64 142H65ZM66 139V140H67ZM69 139H68V141H69ZM89 139H83V140H85V142H83V144L85 143V145H86V143L88 144V142H86V140H88L89 141ZM99 139V138H98ZM98 139H96V140H98ZM104 139H103V142H104ZM134 139H136V138H134ZM133 139V140H134ZM138 139L140 140V138H139V136H138ZM137 139V140H138ZM38 140V141H39ZM47 140V139H46ZM55 140V139H54ZM62 140H61V142H62ZM72 140H73V138H72ZM75 140V139H74ZM73 140V141H74ZM83 140H81V141H83ZM125 141V142H122V141ZM131 140V139H130ZM130 140H128V143H129V141ZM137 140H136V144H137V146L139 147V146H141V144L140 143H143L144 141V139H142L141 140V142L138 140V142H140L139 144H138V142H137ZM170 140H172L171 142H170ZM179 141H180V137H179V139H178ZM177 140V141H178ZM257 140H259V139H257ZM260 140H262V138L260 139ZM259 140V141H260ZM19 141V140H18ZM32 141V139H31V142H33ZM38 141H37V148H39V147H41L40 146V144H38ZM49 141V140H48ZM53 141V140H52ZM56 141H58V143H59V140H57L56 139ZM80 141V142H81ZM258 141V142H259ZM22 142V141H21ZM23 142H25V144H26V141H23ZM30 142V141H29ZM43 144L45 143V142H43V141H41ZM51 142V141H50ZM50 142H48L50 145H52V142L50 143ZM60 142V144H62ZM67 142V141H66ZM94 142V141H93ZM92 142V143H93ZM100 142H102V141H100ZM111 142H114L113 140H111L109 143H111ZM134 142H135V140H134ZM169 142V143H168ZM176 142V141H175ZM185 142H187V141H185ZM247 142H249L248 144H247ZM252 142H253V140H252ZM19 143V142H18ZM41 143V145L43 146V144ZM47 142H46V144H48ZM73 143V142H72ZM71 143V141H70V144H72ZM91 143V144H92ZM130 143H131V141H130ZM152 144H153V142H151ZM168 143V146H166V144ZM180 144H178V146H180L181 144H183V143H181V141L179 142ZM190 143V142H189ZM189 143L188 144H186V147H188L187 145H189ZM21 144V143H20ZM19 144V146H21ZM34 144H35V141H34ZM34 144H30V146H31V149H33L32 148V146L34 145ZM49 144L47 145V146H49ZM74 144H76L75 143V141H74V143H73V146H74ZM79 144V143H78ZM82 144V145H83ZM91 144H89V145H91ZM108 144V143H107ZM117 144V143H116ZM126 144V143H125ZM146 144H147V140H146V143H145V146H146ZM149 144H150V142H149ZM152 144H151V146H152ZM175 144H177V143H175ZM196 144V143H195ZM198 144V143H197ZM252 144H254V146L256 147V143H252ZM257 144H261V142L260 143H257ZM26 145H28V142H27V144ZM55 145V144H54ZM53 145V146H54ZM57 142H56V146H54V148H51L52 149V152H53V150L55 151V148L57 147ZM84 145V146H85ZM93 145H95V144H93ZM93 145H91L90 146V148L89 149H91V147H94ZM97 145V144H96ZM98 145H99V143H98ZM102 145V143L100 144V146ZM105 145V144H104ZM110 145V144H109ZM114 144H112V146H113ZM148 145V144H147ZM214 145V146H215ZM247 145V146H246ZM22 146H24V145H22ZM21 146V147H22ZM35 146V145H34ZM44 146H46L45 144H44ZM43 146V147H44ZM61 146V145H60ZM70 146V145H69ZM78 146V145H77ZM117 146H120V145H117ZM123 146H125L124 144H123ZM126 146H128L127 144H126ZM131 146H132V148H131ZM133 146H134V144H130L129 145V150H134V148H133ZM136 146V145H135ZM201 146V145H200ZM200 146H196L195 145V148L194 149H196L195 151H196V153H195V151H194V149H193V151H194V153L195 154H197V149H198V152H199V148L201 149V147ZM253 146V145H252ZM261 146H262V144H261ZM64 147V146H63ZM75 147H76V145H75ZM89 147V146H88ZM105 147V146H104ZM153 147H155V146H153ZM152 147V148H153ZM166 147L170 150V151H168V152H170V153H165L166 151H167V149H166ZM185 147V148H186ZM196 147H199V148H196ZM250 147H251V145H250ZM250 147H249V149H250ZM258 147V146H257ZM255 148V150L256 149H258V148ZM263 147V146H262ZM25 148H27V147H25ZM35 148V147H34ZM58 148H59V146H58ZM57 148V149H58ZM67 148H69V147H67ZM70 148H71V146H70ZM69 148V149H70ZM80 149H82L81 147H79ZM79 148H77V149H79ZM84 148V147H83ZM86 148L87 147H85V150H86ZM96 148V147H95ZM94 148V149H95ZM131 148V149H130ZM140 148V149H139ZM138 149L141 151V149L142 148H144V147H139ZM252 148H254V147H251V149ZM30 149V148H29ZM28 149V150H29ZM45 149V148H44ZM48 149V147L46 148V150ZM65 149V148H64ZM97 149V148H96ZM126 150H127V148H125ZM137 149V150H138ZM155 148H153V150H154ZM166 149V150H165ZM186 149H188V148H186ZM192 149H190V150H192ZM249 149L247 150V151H249ZM40 150H41V148H40ZM39 150V151H40ZM92 151H93V148L91 149ZM91 150H89V152L91 151ZM125 150V151H126ZM136 150V149H135ZM134 150V151H135ZM136 150V151H137ZM156 150V151H157ZM165 150V151H164ZM189 150V151H190ZM255 150H252L251 152H255ZM31 151V150H30ZM43 151V148H42V150H41V152ZM45 151V150H44ZM43 151V152H44ZM48 151V150H47ZM51 150H49V152H50ZM58 151V150H57ZM67 151V150H66ZM73 152H74V150H72ZM128 151V150H127ZM134 151H132L133 153H134ZM155 151V150H154ZM162 151H164V153H162ZM188 150L186 151H184L185 152V154L187 153V154H189L190 156H191V154L192 153H190ZM192 151V152H193ZM201 151H202V155H201ZM246 151V152H247ZM257 151V150H256ZM260 151V150H259ZM25 152V151H24ZM37 152V151H36ZM76 152H78V151H76ZM158 152V153H159ZM189 152V153H188ZM245 152V153H246ZM261 152V154H264V152L263 151H260ZM260 152H259V154H260ZM263 152V153H262ZM34 153V152H33ZM39 152H37V154H38ZM44 153H46V152H44ZM43 153V154H44ZM51 153V152H50ZM69 153V152H68ZM92 153V152H91ZM249 153V152H248ZM42 154V153H41ZM42 154V155H43ZM48 154V153H47ZM53 154V153H52ZM52 154H49V155H51V157L53 156ZM93 154V153H92ZM132 154V153H131ZM160 154V153H159ZM91 155V154H90ZM97 155H99L98 153H97ZM132 155H134V154H132ZM131 155V156H132ZM171 155V154H170ZM193 155V154H192ZM198 155V154H197ZM251 155H252V153H251ZM45 156L46 157H48L46 154H45ZM54 156H55V154H54ZM53 156V157H54ZM78 156V155H77ZM92 156V155H91ZM111 156V155H110ZM110 156H108V157H110ZM146 156V155H145ZM152 156H154L155 158H156V160H154V158H152ZM171 156H175L174 157V159L177 161H180L179 159H178V157H180V156H176V155H173V153H172V155ZM182 156V155H181ZM195 156V155H194ZM199 156V155H198ZM197 156V157H198ZM250 155H248V154H246V156L245 157H249ZM15 157V156H14ZM50 157V156H49ZM84 157V156H83ZM95 156H93V158H94ZM193 157V156H192ZM196 157V156H195ZM200 157H198V158H200ZM206 157V156H205ZM242 157V158H243ZM251 157V156H250ZM75 158V157H74ZM79 158V157H78ZM97 158V157H96ZM106 158H107V156H106ZM146 158H147V160H146ZM169 158V159H168ZM173 158V157H172ZM171 158V159H172ZM14 159V158H13ZM12 158H11V160H9V161H12L13 160ZM16 159V158H15ZM14 159V160H15ZM73 159V158H72ZM98 159V158H97ZM227 159V160H226ZM238 159V160H239ZM245 159V158H244ZM17 160H18V158H17ZM30 160V159H29ZM73 160H76V159H73ZM73 160H71V161H73ZM80 160V159H79ZM100 160V159H99ZM99 160H97V161H99ZM127 160L129 161V162H127ZM243 160V159H242ZM241 160V161H242ZM249 160V159H248ZM76 161H78V160H76ZM168 161L166 162V163H168ZM172 162H170L171 164L170 165H172V164H174V162H176V161H173V159L171 160ZM206 162H207V159L205 160ZM19 162V161H18ZM18 162H16L15 161V163H18ZM31 162V161H30ZM30 162H27V163H30ZM33 162V161H32ZM32 162H31V165H33L32 164ZM90 162V164H91V161H89ZM102 162H104L103 164H101ZM7 163H9V162H7ZM26 163V164H27ZM37 163V162H36ZM36 163H34V164H36ZM38 163V164H39ZM62 163V162H61ZM69 163H71V162H69ZM78 163L79 162H77V165H78ZM176 163H178L179 164V162H176ZM1 164V163H0ZM73 164H75L76 165V163H73ZM89 164V165H90ZM226 164V163H225ZM231 164V163H230ZM237 164V163H236ZM17 165V166H16ZM21 165H23V166H21ZM28 165L30 166V164H27V167H28ZM59 165H60V163H59ZM62 165V164H61ZM66 165V164H65ZM72 165V164H71ZM79 165H81V163H79ZM3 166V165H2ZM53 166V165H52ZM52 166H51V168H52ZM67 166V165H66ZM73 166V165H72ZM72 166H70L69 165V168H71L69 171H68V173L70 174V173H73V172H75V170H73L74 169V167H73V169H72ZM260 166H263V165H260ZM33 166H31V168H32ZM55 166H53V168H54ZM172 167V166H171ZM222 167V166H221ZM224 167H226V166H224ZM3 168V167H2ZM11 168V167H10ZM10 168H9V171H10ZM48 168H49V170H48ZM64 168V166L62 165V168L61 169H63ZM68 168V169H69ZM117 168H119L117 171H119L120 173H119V175L117 176L116 175V172H113V170L115 171ZM204 168H202V169H204ZM212 168V169H211ZM230 168V167H229ZM228 168V169H229ZM16 169V170H17ZM29 169V168H28ZM33 169V170H34ZM60 169V173H61V170ZM83 169V168H82ZM217 169H216V172H217ZM4 170V169H3ZM53 170V169H52ZM59 170V169H58ZM57 170V171H58ZM67 170V171H66ZM72 170H73V172H72ZM91 170H94V172H99V175H101L102 176V178H101V176H100V178H99V176H98V178H94L93 177V180H92V176L91 175H89V178L87 177V175L85 176L86 178H88V179H90V176H91V179H90V181L89 182H87V180H83L82 181V179H84L85 177L82 175H79V173H81V172H83V174L85 175L86 173H88L89 171L91 172ZM161 170H159V171H161ZM204 170V171H205ZM220 172L222 171L223 172V175H224V171L223 170H226L225 168L223 169V170H221V169H218ZM28 171V170H27ZM30 171V170H29ZM36 171H37V173H36ZM158 171V172H159ZM4 172V176H5V178H7V179H3V180H6V183H4V185H6L7 186V184L9 183V182H7V180L9 179V176H7V175H11L9 172H7V175H6V173H5V171H3ZM89 172V173H90ZM93 172V171H92ZM91 172V173H92ZM155 172V173H154ZM171 172V171H170ZM215 172V173H216ZM226 172V171H225ZM230 172V171H229ZM27 173V172H26ZM90 173V174H91ZM113 173L116 175H113ZM163 173H165L164 171H163ZM167 173V172H166ZM208 173V172H207ZM211 173H212V171H211ZM209 174V176L210 175H212V174ZM228 173V172H227ZM227 173H225V174H227ZM236 173H238V172H236ZM240 173V172H239ZM3 174V173H2ZM62 174H64V172L62 173ZM61 174V175H62ZM77 174V173H76ZM95 175H98V173L96 174V173H94ZM156 174H157V176H156ZM160 174H162V173H160ZM173 174V173H172ZM206 174V173H205ZM208 174H206V175H208ZM218 172H217V176H218ZM221 174V173H220ZM244 174V173H243ZM242 174V172H241V175L242 176H240V178L241 177H243L244 175ZM1 175V174H0ZM57 175H58V173H57ZM60 175V174H59ZM60 175V176H61ZM74 175H75V173H74ZM73 175V176H74ZM93 175V174H92ZM163 175H165V174H163ZM162 175V176H163ZM1 176H3V175H1ZM7 176V177H6ZM12 176H14V175H12ZM27 176V175H26ZM59 176V177H60ZM62 176H64V175H62ZM69 176V175H68ZM82 178H81V177ZM209 176H206L207 177V179L209 178ZM217 176H214V174H213V176L211 177V178H213V177H217ZM219 176H222V175H219ZM218 176V177H219ZM237 176H238V174H237ZM113 177H116V178H113ZM226 176H224V179L226 180V178H225ZM2 178V177H1ZM1 178H0V182H2L1 181ZM4 178V177H3ZM11 178V177H10ZM12 178H14V177H12ZM27 178V177H26ZM70 178H68V179H70ZM85 178V179H86ZM221 178V177H220ZM223 178V177H222ZM221 178V180H222V182H226V181H224L223 179ZM113 179H115V181H116V179H120L121 180V183H123V182H127L129 185V189H130V191L128 190L127 192H129V193H132V198H133V201H134V204H133V207L132 208H134L132 211V213L130 214L132 217H130V215H129V217H122L121 216V213L119 212V211H117V209H116V211H117V214H116V212H111L112 210L111 209H115V207H114V205L116 204V199L115 198H117V197H115L114 195H112L111 194V192L109 191L110 189H108V186H111V184H112V181H113ZM168 179V178H167ZM218 179V178H217ZM10 180V179H9ZM8 180V181H9ZM12 180V179H11ZM11 180H10V182H11ZM65 180V181H64ZM72 180V181H73ZM95 180V181H94ZM172 180V179H171ZM215 180V179H214ZM16 181V182H17ZM21 181H22V183H21ZM69 181V180H68ZM123 181V182H122ZM156 181V182H155ZM167 181H169V180H167ZM210 182V178L207 180V182L206 183H208V184H210L209 182ZM15 182V181H14ZM17 182V183H18ZM70 182H71V180H70ZM80 182H82V183H80ZM159 184H158V183ZM212 182V181H211ZM215 181H213L212 183H214ZM218 182V181H217ZM11 183H13V182H11ZM73 183V182H72ZM85 183V184H86ZM114 183V182H113ZM10 184V183H9ZM78 184V185H77ZM169 184H171V183H169ZM223 184V185H222ZM225 183H221L220 184V187H221V185L222 186H225L226 187V185H224ZM1 185V184H0ZM3 185V184H2ZM11 185V184H10ZM15 185V184H14ZM13 185V186H14ZM18 185V184H17ZM26 185H24V186H22V188L23 187H25ZM74 185V184H73ZM116 185V184H115ZM202 185H204V184H202ZM206 185V184H205ZM9 186V185H8ZM8 186H7V188H8ZM13 186H12V188H13ZM16 186V185H15ZM19 186V185H18ZM122 186V185H121ZM160 186H162V185H160ZM217 187V189H219V190H216L215 188ZM2 187V186H1ZM19 187H21V185L19 186ZM29 187V186H28ZM29 187V188H30ZM112 187H113V185H112ZM111 187V188H112ZM172 187V186H171ZM178 187H180V186H178ZM192 187H193V189H192ZM225 187H223V188H225ZM6 188V187H5ZM11 188V190H15V189H12ZM15 188V187H14ZM22 188H21V190H22ZM29 188H27V186H26V190H25V188H24V190L27 192V190L29 189ZM74 188V189H75ZM84 188V189H83ZM119 188V187H118ZM125 188V187H124ZM170 188V187H169ZM222 188V187H221ZM227 189H228V187H226ZM221 189L220 190V192L223 190L224 192L227 190V189ZM9 189V188H8ZM18 189H20V188H18ZM17 188H16V190H18ZM161 189V191L162 192H160L159 190ZM171 189V188H170ZM195 189H197L198 190V192L200 191V190H203V191H201V193L199 192H197V190H195ZM10 190V189H9ZM15 190V191H16ZM112 190H113V188H112ZM111 190V191H112ZM14 191V192H15ZM20 190H18V192H19ZM23 191V190H22ZM117 191H118V189H117ZM193 191H196V192H193ZM7 192V191H6ZM10 192L11 191H9V195H8V192L6 193V196H11L10 195ZM17 192V191H16ZM26 192H23L24 194H27ZM28 192H31L30 191V189L28 190ZM224 192H221V194L222 193H224ZM12 193H13V191H12ZM20 193H22V192H20ZM32 193V192H31ZM32 193V194H33ZM114 193V192H113ZM129 193H128V195H129ZM163 193V194H162ZM201 194V195H200ZM34 195V194H33ZM115 195H117V193L115 194ZM121 195V194H120ZM125 195V194H124ZM127 194H126V196H128ZM131 195V194H130ZM161 195H164V197L165 198H167V199H162V200H166L167 202H164V201H162L161 200ZM224 195V194H223ZM241 195H243V193H241ZM13 196V195H12ZM119 196V195H118ZM222 196V195H221ZM225 196V195H224ZM4 199H5V193H4ZM35 197V196H34ZM120 197H122V195L120 196ZM131 197V196H130ZM223 197V196H222ZM124 198V197H123ZM0 199H2L1 197H0ZM10 200V202H11V200H12V198L10 199V198H6L5 200L6 201H9ZM118 199V201H119V199L120 198H117ZM14 200V199H13ZM121 200V199H120ZM124 201V200H123ZM125 201H127V200H125ZM12 202H14V201H12ZM11 202V203H12ZM128 202V201H127ZM132 202V201H131ZM119 203V202H118ZM117 203V204H118ZM129 203V202H128ZM112 205H113V207L114 208H110V206L112 207ZM167 207V209H165ZM117 208V207H116ZM185 208H187V209H189V211H191L192 213H191V215L193 216V218H191V216H189L190 214H189V212H188V214H187V216H189V218H190V220H188L187 219V217H185V215H182V213H184L185 214V212L187 213V211H186V209ZM184 209H185V212H184ZM235 209V208H234ZM240 209V210H239ZM143 210H147L146 212L145 211H143ZM242 210V211H241ZM114 211V210H113ZM168 211H170V213H167ZM183 211V212H182ZM240 211V212H239ZM112 213V215L114 214V216H115V214H116V216L117 217H122L123 218V225H121V224H119V223H117V220H115L116 219V217H114V216H110L111 215V213ZM222 212V211H221ZM235 213V214H236ZM220 215H222L221 217H220ZM231 215V217H232V219H233V221H235V223H236V225L238 226V223H239V221H240V225H242V227L241 228H238V227H240V226H238V227H236V225L234 224V222H233V225H235V226H233L232 224H230L231 226H233L232 228V230L230 229L231 227H227V226H225V225H227V223L225 222L224 223V219L226 220H228V218H229V216ZM237 215V216H238ZM182 216H184V219H185V221H187V222H185V221H183L181 218H182ZM111 217V218H110ZM112 217L113 218H115L114 220L112 219ZM224 218V219H223ZM2 219V218H1ZM113 220V222L115 221V223H113L112 222V220ZM230 219V218H229ZM226 220V221H227ZM11 221V220H10ZM228 221H230V220H228ZM227 221V222H228ZM231 222V221H230ZM9 223V222H8ZM7 223V224H8ZM223 223L225 224V225H223ZM230 225H228V226H230ZM9 226H11V227H9ZM234 227H236V228H238L237 230H236V228H235V230H234ZM215 237V238H214ZM195 242V243H196ZM215 244V245H216ZM239 245H246L247 247H248V249H249V251L251 252V255H246L245 257H241V256H235V255H238L237 253H235V250H236V248H237V246H239ZM183 252V251H182ZM169 254H173V256H171V255H169ZM149 257V258H148ZM160 259H161V257H160ZM162 259H163V257H162ZM158 260V259H157ZM145 262H146V260H145ZM171 262V263H170Z\"/></svg>",
    "mask_w": 264,
    "mask_h": 264
}]
</instances>
